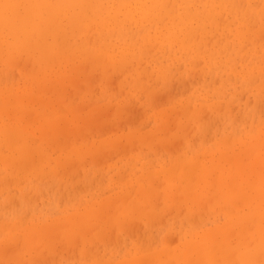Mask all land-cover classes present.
Returning <instances> with one entry per match:
<instances>
[{
	"label": "bare ground",
	"instance_id": "1",
	"mask_svg": "<svg viewBox=\"0 0 264 264\" xmlns=\"http://www.w3.org/2000/svg\"><path fill=\"white\" fill-rule=\"evenodd\" d=\"M207 1H209V0H0V66H1V68H0V75L2 74V76H3V74L6 76H8L9 77V75L8 74H10V72L13 70V69H15V68H13V67H18V66H21V67H23L24 69H25V67H27L26 69H28L29 67L28 66H30V68L31 69H33V70H36L37 71V75H35L34 74V72H33V74L35 75H32L31 74V77H30V74H28V73H26V75H28L30 78H31V80L33 81V83H32V81H31V83L32 84H34V85H31L30 87H27V85H26V87H24L23 89H18L17 88V84L16 83H14V82H12V83H14V84H16L15 86L16 87H13L14 86V84L13 85H10V83L9 84H6V82H5V85L3 86V87H1L0 89H1V93H0V104H1V106H0V142H2V143H0V149H2V147H4V148H14L12 151H11V155L12 156H10V154H5L4 153V151L3 150H1L0 151V160L1 161H3L4 162V166H6V167H4V168H6V170H8V171H10L9 173H11V174H16V173H19V172H21L20 174L23 176V175H25V176H29V175H32V176H37V177H42V178H44V177H46V174H45V172L48 174V172H50V168L49 167H51V168H53L54 169V171H56V172H61V174H59L60 176H62V177H64V175H66V174H68V176H74V175H77L76 174V172H77V167L78 166H82L83 164L85 165L86 164V159H85V157L86 156H88L89 155V159H88V162H91V163H97L100 159V162L102 161V158H104V157H106V156H110V153L113 151V149H111L110 148V145H108V147L106 146V142H104V146L103 145H101V146H97V144H96V146L95 145H92L91 144V146H89V145H87L88 143V140H87V142H84L85 141V139L84 138H86L88 135V132L91 130V128L90 127H87V125L90 123L88 120H89V117L90 116H92V120L95 118V120H90L91 122H92V124H93V127H96V124L97 123H99L98 125H99V127H101V123H100V121L101 120H98L99 119V117H97V119H96V116L97 115H100V113H101V115H100V117L101 116H104V119L103 118H101L102 119V121H107L106 120V117H105V112H106V116H107V118H108V106L106 107L107 109H104L105 111H104V113L101 111V110H103V108H100V111L101 112H99V111H97L96 112V116L94 115V114H92V113H94V109H93V112L91 113L90 112V114L89 113H86V112H83V113H80V111L78 110V109H80L79 107H78V109L76 110V108L73 110L72 109V105H74V104H72L71 106L69 105V104H67V101H69L70 100V98L72 97V94H74V95H76V98H77V94H78V91L76 92V90H78V87L80 88L81 86H82V89L84 88V87H86V85H85V83L87 84V86H88V84L90 83L89 81V79H88V76H90V77H93V75H92V73L93 72H91V70L93 71V67H94V58H97V56L98 57H100L102 54H103V52L104 53H106L107 54V56L108 57H110V59L111 58H114V59H119V61H122L123 63L125 62V59H126V54H125V51L124 50H122V51H119L120 53H122V55L121 56H119L120 58H118L117 56V53L115 54V55H111L112 54V51H114V50H112V51H110V50H107V45H105L104 44V41L103 42H101V41H99V40H101L104 36H107V37H109V38H115V39H118L119 38V40H122V39H124L126 36H131V35H134L133 34V31H131L130 30V26H131V28L133 27V24H135V26L134 27H136V29L138 28V31H140V26H139V22H140V18L141 19H144V20H146L147 22H152L151 23V25L153 26L154 25V23H156V20H158V22L159 21H163L162 23H164V25L162 26L164 29V31L163 32H160V30L161 29H159V31H157L156 32V35H155V38L157 39V38H160L161 36H162V38H160V39H162V41L161 42H166L167 44L168 43H174V42H177V44L178 43H180L183 47H184V49H185V47L187 48V47H192L193 45H196V44H198L199 42H200V40L202 39L201 37H202V35H206L207 34V32L205 31L206 30V27L207 26H205V24L203 23L202 24V22H201V24L200 25H198V27H192V21L193 20H195V19H200L201 21L203 20L202 19V14H201V12L199 11V10H194V8H193V4L195 5V3H203V2H207ZM241 1L242 0H240V3H239V6H240V4H241ZM251 1V0H250ZM256 2V1H255ZM259 3V2H258ZM257 3V4H258ZM244 4L245 3H243V6H244ZM260 4V3H259ZM197 5V4H196ZM203 5V4H202ZM201 5V6H202ZM254 5H256V4H254ZM262 5V4H261ZM129 6V7H128ZM200 6V7H201ZM204 6V5H203ZM238 4H237V1L236 0H211V1H209L208 3H207V5H206V18L210 21V23H211V26H212V29L214 30L215 28H217V21L216 20H218V18H219V16L220 15H222V14H224V12H228V14L229 13H232L235 17H237V15L239 14V13H241V15L243 14V16H245V14L246 13H248V10H246L245 12H243V7H241L242 9H239L238 7ZM246 7V6H245ZM220 9V11L219 12H217V13H213L216 9ZM247 8V7H246ZM260 8H262L261 6L259 7V10H261ZM132 10H133V12H132ZM258 11V10H257ZM258 13H259V11H258ZM204 14V13H203ZM227 15V14H226ZM260 15H263V14H260ZM223 16V15H222ZM240 16V15H239ZM230 17V16H229ZM246 17V16H245ZM221 18V17H220ZM220 18H219V20H220ZM233 18V17H232ZM232 18H231V20H232ZM238 18V17H237ZM258 18V17H257ZM206 19V20H207ZM229 19V18H228ZM240 19V18H239ZM238 19V20H239ZM205 20V19H204ZM223 20V19H222ZM226 20H227V18H226ZM230 20V21H231ZM234 20V19H233ZM232 20V21H233ZM244 20V19H243ZM196 22H197V20H195ZM221 21V20H220ZM224 21H225V18H224ZM224 21H222L221 23H223ZM235 22H236V20H234ZM157 22V23H158ZM187 22H189V24L187 23ZM195 22V23H196ZM205 22V21H204ZM239 22V21H238ZM256 22V21H255ZM258 22V21H257ZM143 23V22H142ZM161 23V22H160ZM207 23V22H206ZM218 23H219V21H218ZM230 23V22H229ZM231 23H234V22H231ZM244 23H245V21H244ZM261 23V22H260ZM196 24H198V22L196 23ZM264 24V23H263ZM142 25V24H141ZM162 25V24H161ZM191 25V26H190ZM206 25H208V24H206ZM227 25V24H226ZM230 25V24H229ZM242 25H244V24H242ZM242 25H241V27H242ZM248 24H246V26H247ZM255 25H256V23H255ZM151 26V27H152ZM220 26V25H219ZM238 26L240 27V25L238 24ZM256 26H258V25H256ZM158 27H160V25H158ZM209 27V26H208ZM226 27V26H225ZM230 27H231V25H230ZM253 27V26H252ZM262 27V26H261ZM211 28V27H210ZM221 28V27H220ZM249 28V27H248ZM226 29V28H225ZM233 29V28H232ZM247 29V28H246ZM250 29V28H249ZM249 29H248V31H249ZM257 29V28H256ZM156 30V29H155ZM216 30V29H215ZM238 31H239V28L237 29ZM136 31V30H135ZM143 31V30H142ZM145 31V30H144ZM222 31V30H221ZM224 31V30H223ZM222 31V32H223ZM226 31V30H225ZM235 31V30H234ZM256 31V30H255ZM262 31V30H261ZM150 32H152V31H150ZM219 32V31H218ZM221 32V33H222ZM241 32H242V30H241ZM157 33H159V34H157ZM210 33V32H209ZM216 33V32H215ZM230 33V32H229ZM232 33H234V32H232ZM252 33H256V32H252ZM258 33V32H257ZM154 34V33H153ZM212 34V33H211ZM223 34V33H222ZM237 35H238V32L236 33ZM261 34V33H260ZM226 35H228V34H226ZM250 35V34H249ZM263 34H261L260 36V38H264L263 36H262ZM92 36H97V40L99 41V42H97V43H95V40H94V43L95 44H93V45H90L89 44V41H93V38L91 39L90 37H92ZM151 36V35H150ZM149 35H148V37H150ZM201 36V37H200ZM208 36V35H207ZM207 36H205V37H203L204 38V41H206L205 40V38L207 37ZM215 36V35H214ZM218 36V34L215 36V37H217ZM236 36V35H235ZM240 36H242V34L240 35ZM246 36V35H245ZM253 36V35H252ZM133 37V36H132ZM147 37V36H146ZM209 37H211L210 35H209ZM209 37H208V39H209ZM215 37L213 38L212 37V40H215ZM222 36H220V38H221ZM224 37V36H223ZM226 37V36H225ZM84 40H83V39ZM128 38V37H127ZM219 38V36H218V38L217 39H220ZM250 38H251V36H250ZM249 38V39H250ZM88 39H91V40H89L88 41ZM134 39V38H133ZM139 39V38H138ZM148 39V38H147ZM159 39V40H160ZM232 39V38H231ZM242 39V38H241ZM248 39V38H247ZM253 39H254V37L252 38V42H253ZM256 39V38H255ZM262 39L261 40H259L260 42L262 41ZM112 40V39H111ZM211 40V39H210ZM222 40H224V39H222ZM228 40V39H227ZM244 40V39H243ZM108 41V40H107ZM125 41V40H124ZM133 41V40H132ZM233 41V40H232ZM248 41V40H247ZM257 41V40H256ZM116 42H118V41H116ZM126 42H128V41H126ZM136 42H138V40L136 41ZM135 42V43H136ZM148 42H149V40H148ZM148 42H146V43H148ZM151 42H153V41H151ZM208 42V41H207ZM211 42H213V41H211ZM225 42V41H224ZM255 42V41H254ZM258 42V41H257ZM259 42V43H260ZM107 43V42H106ZM122 43V42H121ZM154 43H155V45H154ZM154 43H152L154 46H157V42H154ZM202 43V42H201ZM214 43V42H213ZM213 43H211V45L213 44ZM217 43V42H216ZM215 43V44H216ZM238 43V42H237ZM245 43V42H244ZM112 44V43H111ZM129 44V43H128ZM137 44V43H136ZM149 45H148V48H147V50L150 52V51H152L151 50V46H153L152 44H151V46H150V43H148ZM162 44V43H161ZM205 44V43H204ZM203 43H202V45H204ZM207 44V46H208V43H206ZM222 45H223V43H221ZM230 44V43H229ZM249 44V43H248ZM247 44V45H248ZM261 44V43H260ZM124 45H125V42H124ZM131 45V44H130ZM147 45V44H146ZM145 45V46H146ZM163 45H165V43H163ZM175 46H176V44H174ZM214 45V44H213ZM222 45H221V48H222ZM246 45V46H247ZM258 45V44H257ZM111 46V48H112V45H110ZM120 46V45H119ZM153 46V47H154ZM172 45H170V47H171ZM205 46V45H204ZM203 46V47H204ZM209 46H210V44H209ZM208 46V47H209ZM216 46V45H215ZM225 46H227V45H225ZM224 46V47H225ZM229 46V45H228ZM234 46H237V45H234ZM115 47V46H114ZM122 47H123V45H122ZM133 47V46H132ZM149 47H151L150 49H149ZM163 47V46H162ZM203 47L201 48V47H199L198 49H202V52L203 53H207V51L205 52V50L203 49ZM230 47V46H229ZM243 47H245V46H243ZM243 47H242V49L241 50H244L243 49ZM264 47V46H263ZM117 48V47H116ZM124 48H125V46H124ZM123 48V49H124ZM144 48V47H143ZM155 48V47H154ZM154 48H152V49H154ZM159 48V47H158ZM179 48H180V46H179ZM193 48V47H192ZM195 48H197V46L195 47ZM195 48H193L194 50H195ZM211 47H209V49H210ZM214 48V47H213ZM215 48H217V47H215ZM220 48V47H219ZM135 50H136V48H134ZM145 49H146V47H145ZM162 49V48H161ZM171 49H172V47H171ZM171 49H170V52H171ZM190 49V48H189ZM188 49V50H189ZM197 49V50H198ZM223 49V48H222ZM230 49V48H229ZM247 49V48H246ZM249 50H250V48H248ZM256 52L259 50L258 49V47L256 46ZM121 50V49H120ZM128 50V49H127ZM134 50V51H135ZM142 50V49H141ZM160 50V49H159ZM163 50V49H162ZM161 50V51H162ZM180 50V49H179ZM187 50V51H188ZM213 50H215V49H213ZM221 50V49H220ZM212 51V50H211ZM218 51V50H217ZM248 50H246V52H247ZM251 51V50H250ZM145 52H147V51H145ZM148 52V53H149ZM201 52V51H200ZM221 52H223V51H221ZM249 52V51H248ZM144 52H142L141 54H143ZM165 53V52H164ZM188 53V52H187ZM209 53H211V52H209ZM216 53V52H215ZM227 53V52H226ZM237 53H240V51H237ZM243 53V52H242ZM151 54H152V52H151ZM218 54V53H217ZM229 54V53H228ZM15 55H18V56H15ZM145 55H147L146 53H145ZM145 55L143 54V56H144V60L148 57H145ZM152 55H154V54H152ZM171 55V54H170ZM204 55V54H203ZM208 55H210V54H208ZM208 55H205V56H208ZM219 55V54H218ZM225 55V54H224ZM231 55V54H230ZM242 55V54H241ZM106 56V58H108ZM135 56H137V55H135ZM173 56V55H172ZM171 56V57H172ZM216 56V55H215ZM226 56V55H225ZM228 56V55H227ZM15 57H21V58H24L23 59V61H18V60H15L14 58ZM157 57H160V56H157ZM177 57V56H176ZM182 57V56H181ZM198 58H199V56H197ZM214 57V56H213ZM243 57V56H242ZM18 58H16V59H18ZM133 58V57H132ZM150 58V57H149ZM205 58V57H204ZM210 58V57H209ZM215 58H217V56L215 57ZM222 58V57H221ZM234 58V57H233ZM104 59V58H103ZM143 59V58H142ZM206 59V58H205ZM211 59V58H210ZM245 59H246V57H245ZM141 60V59H140ZM143 60V61H144ZM147 60H149L148 58H147ZM151 60V59H150ZM149 60V61H150ZM177 60H179V58L177 59ZM195 60V59H194ZM199 60V59H198ZM220 61H221V59H219ZM227 60H229L228 58H227ZM230 60H231V58H230ZM242 60V59H241ZM77 61H78V64H75V63H77ZM107 61H109L110 62V60H109V58H108V60ZM142 61V62H143ZM156 61V60H155ZM193 61V60H192ZM245 61V60H244ZM264 61V60H263ZM21 62H22V64H21ZM80 62V63H79ZM82 62V63H81ZM83 62H86L87 64H89V67L86 65V64H83ZM109 62H108V64H107V67H108V65H109ZM132 62H134V61H132ZM165 62V61H164ZM175 62V61H174ZM201 61L199 60L198 62L196 61V65H197V63H200ZM222 62H225V61H222ZM227 62V61H226ZM241 63H242V61H240ZM112 63V60H111V62H110V64ZM192 63V62H191ZM195 63V62H194ZM204 62H202V65L204 66V64H203ZM244 63V62H243ZM257 63V62H256ZM101 64H102V62H101ZM140 64H141V62H139V66H140ZM163 64V63H162ZM161 64V65H162ZM193 64V63H192ZM201 64V63H200ZM250 64V63H249ZM97 65V64H96ZM126 65H127V63H126ZM133 64H131V66H132ZM135 65V64H134ZM133 65V66H134ZM142 65V64H141ZM158 65H160V64H158ZM160 65V66H161ZM165 65V64H164ZM181 65V64H180ZM195 65V66H196ZM208 65V64H207ZM220 65V64H219ZM244 65V64H243ZM248 65V64H247ZM246 65V66H247ZM261 65V64H260ZM264 65V64H263ZM262 65V66H263ZM85 66H87V67H85ZM106 66V65H105ZM110 66V65H109ZM128 66H130V64L128 65ZM127 66V67H128ZM131 67V68H134V72L132 73V74H136V72H135V67ZM167 66V65H166ZM170 66V65H169ZM198 66V65H197ZM258 66V65H257ZM111 67V66H110ZM141 67L142 66H140L139 68L141 69ZM148 67H149V65H148ZM161 67H163V66H161ZM161 67H160V69H161ZM194 67V66H193ZM218 67V66H217ZM264 67V66H263ZM129 68V67H128ZM127 68V69H128ZM174 68V67H173ZM177 68V67H176ZM180 68H182V67H180ZM195 68V67H194ZM214 68V67H213ZM237 68H239V66L237 67ZM243 68H245V67H243ZM242 68V69H243ZM257 68H259V66L257 67ZM260 68H261V66H260ZM113 69H114V67H113ZM112 69V70H113ZM117 69V68H116ZM119 69V68H118ZM127 69H124L123 71H127ZM147 69V71H148V68H146ZM170 69V68H169ZM172 69V68H171ZM201 69H202V66H201ZM205 69V68H204ZM253 69V68H252ZM111 70V69H110ZM111 70V71H112ZM128 70H130V68L128 69ZM133 70V69H132ZM168 70V69H167ZM188 70V69H187ZM203 70V69H202ZM202 70H200L199 69V71L201 72ZM212 70H214V69H212ZM228 70V69H227ZM232 70H234V68L232 69ZM239 70V69H238ZM250 70V69H249ZM14 71V70H13ZM30 71V70H29ZM110 71V72H111ZM114 71H115V69H114ZM123 71H121L120 70V74L121 75H123L124 74V72ZM131 71V70H130ZM144 71V70H143ZM152 71H154V70H152ZM244 71H245V69H244ZM254 71V70H253ZM252 71V72H253ZM21 72V71H20ZM94 72H96L95 70H94ZM98 72H100V73H98ZM97 73L98 74H96L97 76L98 75H100L101 74V77H102V74H104V72H102V71H100V68H99V71H98ZM121 72H123V74L121 73ZM128 72V71H127ZM181 72V71H180ZM194 73H196V72H198L197 70L196 71H193ZM241 72H243V70L241 71ZM22 73V72H21ZM31 73V72H30ZM114 72H112V74H113ZM157 73H159V72H157ZM193 73V74H194ZM236 73V72H235ZM244 73V72H243ZM242 73V74H243ZM253 73H255V71L253 72ZM259 73V72H258ZM107 74V73H106ZM119 74V75H120ZM127 74V73H126ZM155 74V73H154ZM153 74V75H154ZM171 74V73H170ZM196 74H198V73H196ZM196 74H194V75H196ZM15 75L17 76L15 79H17V78H19V76H18V74H16V72L14 71V73H13V77H15ZM20 75V74H19ZM22 75V74H21ZM95 75V74H94ZM117 75H118V73H117ZM117 75H115L117 78H118V76ZM125 75V74H124ZM128 75V74H127ZM141 75H143V74H141ZM148 75H151V74H147V76ZM167 75V74H166ZM199 75H201L200 73H199ZM199 75H196V76H198L197 78H199ZM231 75V74H230ZM244 75V74H243ZM246 75V74H245ZM6 76V77H7ZM105 75H103V77H104ZM113 76V75H112ZM111 76V77H112ZM129 76V75H128ZM130 76H131V73H130ZM135 76V75H134ZM170 76V75H169ZM169 76H166V77H169ZM173 76H175V75H173ZM195 76V77H196ZM202 76V75H201ZM203 76H205V74L203 75ZM223 76V75H222ZM236 76H237V74H236ZM23 76H21V78H22ZM109 77V76H108ZM111 77H110V80H111ZM142 77V76H141ZM143 77H146L145 75H143ZM179 77V76H178ZM189 77H191V75L189 76ZM194 77V76H193ZM232 77V76H231ZM261 77V76H260ZM98 78V77H97ZM122 78V77H121ZM147 78H149V77H147ZM172 78V77H171ZM218 78V77H217ZM216 78V79H217ZM243 78H245V77H243ZM262 78V77H261ZM2 78H0V80H1ZM8 80L9 79H11V78H7ZM15 79H13V81H15ZM24 79V78H23ZM94 79H95V77H94ZM102 79V78H101ZM100 79V80H101ZM106 79H107V77H106ZM118 79H120V76H119V78ZM137 79H139V78H137ZM135 80V82H136V84H138L137 82H138V80ZM143 79H145V78H143ZM152 78H150V80H151ZM154 79V78H153ZM163 79V78H162ZM180 79V78H179ZM191 80V78H188V80ZM200 80H195V81H197V83H198V81H201V77L199 78ZM220 79V78H219ZM250 79V78H249ZM4 80V79H3ZM96 80V79H95ZM98 80V79H97ZM103 80V79H102ZM127 80H129V79H127ZM142 80V79H141ZM189 80V81H190ZM193 80H194V78H192V80H191V82H189L190 84H192V82H193ZM205 80H206V77H205ZM218 80V79H217ZM234 80V79H233ZM263 80H264V78H263ZM19 81H22V80H19ZM92 81H94V80H92ZM99 81V80H98ZM112 81V80H111ZM110 81V82H111ZM114 81V80H113ZM125 81V80H124ZM133 81V80H132ZM157 81L158 80H156V83H157ZM166 81V80H165ZM175 82H176V80H174ZM179 81V80H178ZM178 81L176 82L177 83V85H178ZM187 81V80H186ZM216 81V80H215ZM227 81V80H226ZM251 81V80H250ZM2 82V83H1ZM108 82V81H107ZM120 83H122L123 81H122V79H120V81H119ZM118 82V83H119ZM126 82V81H125ZM161 82V81H160ZM183 82H185V81H183ZM183 82H182V85H183ZM222 82V81H221ZM84 83V84H83ZM92 83V82H91ZM94 83H96V82H94ZM155 83V84H156ZM172 83H173V81H172ZM171 83V85L173 86L174 84H172ZM186 83V82H185ZM196 83V84H197ZM205 83V82H204ZM214 83H218V81H216V82H214ZM260 83V82H259ZM259 83H258V85H257V87L259 86ZM1 84H3V81L1 80L0 81V85ZM19 84V83H18ZM79 84H81V85H79ZM85 85L84 87H83V85ZM107 84V83H106ZM113 84V83H112ZM130 84V83H129ZM153 83H151V85H152ZM164 84V86L166 85L167 86V83L165 84V83H163ZM179 86H181V83L179 82ZM190 84H188L189 86L188 87H190ZM193 84H194V82H193ZM223 84H225V81L223 82ZM222 84V85H223ZM91 85H93V84H90L89 86L90 87H92ZM94 85H97V83L96 84H94ZM119 85V84H118ZM118 85L116 86V87H118ZM126 85H127V82H126ZM125 85V86H126ZM142 85H144L143 83H142ZM185 85V84H184ZM183 85V86H184ZM186 85H187V83H186ZM185 85V86H186ZM195 85V84H194ZM242 85V84H241ZM261 85V84H260ZM100 86V85H99ZM120 87L122 86V88H123V85H119ZM124 86V87H125ZM147 86V85H146ZM150 86V85H149ZM149 86L148 87H145L146 89H148L149 88ZM153 86V85H152ZM157 86V85H156ZM164 86H162V87H164ZM165 86V87H166ZM169 86V85H168ZM175 86H176V84L172 87V88H175ZM185 86H184V88H185ZM204 86V85H203ZM206 86V85H205ZM210 86H214V85H210ZM225 86V85H224ZM255 86V85H254ZM89 87V88H90ZM95 87V86H94ZM120 87H118V88H120ZM131 87V86H130ZM154 87V86H153ZM177 87V86H176ZM193 87V86H192ZM192 87H190L189 89L191 90V88ZM197 87V86H196ZM215 87V86H214ZM263 87V86H262ZM88 88V87H87ZM88 88V89H89ZM93 88V87H92ZM91 88V89H92ZM122 88H120L119 90L120 91H124ZM135 88L136 87H134V89H133V91L135 90ZM144 88V89H145ZM172 88L171 87H169V89H171L172 90ZM181 87H177V90L179 91V89H180ZM82 89L81 90H79L80 92H82ZM94 89V88H93ZM92 89V90H93ZM95 89H96V87H95ZM98 89V88H97ZM96 89V90H97ZM128 89V88H127ZM126 89V95H127V92H128V90ZM160 89H163V88H160ZM186 89H188L187 88V86H186ZM197 88H195V90H196ZM202 89V88H201ZM248 89V88H247ZM73 90H75L74 92H73ZM95 90V91H96ZM114 90H116L115 92H117V89L115 88ZM165 90H167V89H165ZM170 90V91H171ZM174 90V89H173ZM189 90V91H190ZM220 90V89H219ZM224 90V89H223ZM261 90V89H260ZM263 90H264V88H263ZM263 90H261L262 92H263ZM119 91V92H120ZM167 91H169V90H167ZM175 91V90H174ZM186 91V90H185ZM189 91L187 90V92H188V94H189ZM207 91V90H206ZM222 91V90H221ZM73 92V93H72ZM79 92V93H80ZM141 92V91H140ZM150 92H151V90H150ZM158 92H159V90H158ZM165 92V91H164ZM172 92V91H171ZM171 92H167L168 94H170ZM186 92V93H187ZM195 92V91H194ZM207 92H209V91H207ZM239 92V91H238ZM245 92V91H244ZM244 92H242V93H244ZM77 93V94H76ZM96 93V92H95ZM98 93V92H97ZM122 93V92H121ZM124 93V94H125ZM144 93V90L142 91V94ZM154 93V92H153ZM173 93V92H172ZM174 93H176V92H174ZM92 94H93V92H92ZM123 94V93H122ZM146 94V93H145ZM167 94V95H168ZM183 93H181V95H182ZM236 94H238V93H236ZM79 95V94H78ZM98 95V94H97ZM125 95V96H126ZM136 95V94H135ZM152 95V94H151ZM181 95H178V97L179 96H181ZM185 95V94H184ZM202 95V94H201ZM263 95H264V93H263ZM105 96V95H104ZM124 96V95H123ZM129 96V95H128ZM148 96V94H146V97ZM157 96V95H156ZM166 96V95H165ZM170 96V95H169ZM173 95H171V97H172ZM186 96V95H185ZM184 96V97H185ZM190 96V95H189ZM205 96H207V94L205 95ZM209 96V95H208ZM244 96V95H243ZM86 97V96H85ZM93 97V96H92ZM96 97V96H95ZM106 97V96H105ZM138 97V96H137ZM152 97V96H151ZM160 97V96H159ZM168 97V96H167ZM175 97V96H174ZM177 97V96H176ZM175 97V98H176ZM178 97H177V100H178ZM73 98V97H72ZM75 98V97H74ZM75 98V99H76ZM126 98V97H125ZM142 98H143V96H142ZM141 98V96H140V99H142ZM188 98V97H187ZM189 98H191V97H189ZM193 98V97H192ZM208 98V97H207ZM263 98V97H262ZM47 99H49V101L47 100ZM69 99V100H68ZM98 99V98H97ZM145 99V98H144ZM168 99H169V97H168ZM242 99H243V97H242ZM249 99H251L250 98V96H249ZM74 100V99H73ZM156 100H157V97H156ZM184 100V102H185V98L183 99ZM202 99H200V101H201ZM233 100V99H232ZM92 101V103H93V100H91ZM94 101H96V100H94ZM100 101V100H99ZM98 100H97V102H99ZM133 101V103H137L136 101H134V100H132ZM143 101H145V100H143ZM142 101V102H143ZM158 101V100H157ZM157 101H156V103H157ZM162 101V100H161ZM172 101V100H171ZM170 101V102H171ZM192 101V100H191ZM234 101V100H233ZM45 102H48V104H52V105H55L54 106V111H46V108H48V107H46V108H44L46 105H42L43 107H40V106H38V108L36 107H34L36 104H46ZM61 102H62V104L64 103V105H62L61 104ZM84 102H85V100H84ZM165 102V101H164ZM180 102H181V100H180ZM222 102V101H221ZM232 102V101H231ZM249 102L251 103V102H253L252 100L250 101L249 100ZM257 102H258V108H259V103L261 102V104L262 103H264L263 102V100H260V102L257 100ZM58 103H59V105L60 106H62V108L58 105ZM79 103V102H78ZM92 103H89V104H92ZM125 103V102H124ZM168 103V102H167ZM174 103V102H173ZM183 103V102H182ZM205 103V102H204ZM219 103V102H218ZM255 103V102H254ZM33 104H34V106H33ZM58 105V107H57V105ZM143 104H144V102H143ZM158 104V103H157ZM157 104H156V106H157ZM185 104H186V102H185ZM189 104H191V103H189ZM197 104V103H196ZM210 104V103H209ZM214 104V103H213ZM212 104V105H213ZM221 104V103H220ZM229 103H227V105H228ZM252 104V103H251ZM88 105V104H87ZM109 105V104H108ZM119 105V104H118ZM122 105V104H121ZM132 105V104H131ZM131 105H130V107H131ZM137 104H134L132 107H135ZM140 105V104H139ZM155 104L153 103V101H152V106H154ZM159 105H162V104H160L159 103ZM159 105H158V107H159ZM166 105V104H165ZM175 105H176V103H175ZM179 105V104H178ZM184 105V104H183ZM187 105V104H186ZM198 105V104H197ZM202 105H204V104H202ZM206 105V104H205ZM218 105V104H217ZM217 105H216V109H217ZM230 105V104H229ZM49 106H51V105H49ZM63 106H64V108H63ZM111 106V109H112V106H113V104H111L110 105ZM110 106H109V109H110ZM129 106V105H128ZM151 106V107H152ZM167 106V105H166ZM190 106V105H189ZM200 106V105H199ZM198 106V107H199ZM211 106V105H210ZM210 106L208 107V108H210ZM222 106H223V104H222ZM225 106V105H224ZM255 106H257L256 104H255ZM82 107H84V106H82ZM86 107V106H85ZM101 107H103V106H101ZM116 107V106H115ZM115 107H113V109L115 108ZM117 107H119V106H117ZM129 107V108H130ZM139 107H141V106H139ZM157 107V108H158ZM175 107V106H174ZM178 107V106H177ZM184 107V109L185 110H187V108L185 107V106H183ZM183 107H182V109L180 108L178 111H180V113L181 112H183ZM188 107V106H187ZM190 107H192V106H190ZM201 107V106H200ZM207 107V106H206ZM205 107V108H206ZM214 107V106H213ZM220 107V106H219ZM242 107V106H241ZM10 108H12V112H11V109ZM61 108V109H60ZM95 108H97L96 106H95ZM126 108H128L127 107V104H126V106H125V108H122V109H124L125 111H121V113H123L124 115H125V112H127L126 111ZM173 108V107H172ZM202 108H204V106L202 107ZM215 108V107H214ZM220 108H222V107H220ZM219 108V109H220ZM226 108H227V106H226ZM246 108V107H245ZM258 108H257V110H258ZM260 108H262V107H260ZM260 108H259V111H261L260 110ZM264 108V107H263ZM71 110V112H72V116L69 118V115L68 116H66L65 115V113L63 114L62 113V111L61 110ZM110 109V110H111ZM119 109V108H118ZM121 109V110H122ZM144 109V108H143ZM149 109V108H148ZM148 109H146V110H148ZM160 109H162V108H160ZM169 109V108H168ZM191 109V108H190ZM189 108H188V110H190ZM200 109V108H199ZM207 109V108H206ZM212 108H210V110H211ZM232 109V108H231ZM239 111H240V109L239 108H237ZM127 110H130V109H127ZM132 110V109H131ZM130 110V111H131ZM146 110H144V112L146 111ZM159 110V109H158ZM184 111L185 113H187V114H189L188 112L189 111ZM194 110H196V109H194ZM202 110H205V109H202ZM201 110V113L203 114V111ZM215 110V109H214ZM218 110V109H217ZM225 110H227V109H225ZM234 110V109H233ZM235 110H236V106H235ZM245 110V109H244ZM113 111V110H112ZM111 111V112H112ZM129 111V112H130ZM134 111V110H133ZM132 111V112H133ZM141 111V110H140ZM149 111H151V110H149ZM175 111V109H173V110H171L170 112L172 113V112H174ZM176 111H177V109H176ZM177 111V112H178ZM213 111V110H212ZM220 111V110H219ZM223 111V110H222ZM221 111V112H222ZM239 111H237V114H240V112ZM70 112V113H71ZM108 112V113H107ZM117 112V111H116ZM115 112V113H116ZM131 112V113H132ZM177 112H174V113H176V115H178V113ZM182 113V114H185V113ZM194 112V111H193ZM198 112V111H197ZM215 112V111H214ZM220 112V113H221ZM12 113H14V115H16L15 117L16 118H18L19 120H21V121H19V120H16L15 118V120H16V122L14 123V124H8V123H6L5 121V118H6V115H12L13 116V114ZM69 112H68V114H70ZM84 113H86L85 115H84ZM113 113V112H112ZM112 113H111V115H112ZM134 113V112H133ZM141 113V112H140ZM145 113H147V111L145 112ZM144 113V114H145ZM153 113V112H152ZM199 113V112H198ZM198 113H197V116H198V118L196 117V116H194V115H192V116H194V117H196L197 118V120L199 119V115L201 114H199L198 115ZM204 113H205V111H204ZM211 113V112H210ZM224 113H226V111H224ZM234 113H236V112H234ZM242 113V112H241ZM261 113H262V111H261ZM83 114V115H82ZM103 114V115H102ZM122 114V115H123ZM150 114V113H149ZM161 116H162V114L163 113H161V111H160V113H159ZM167 116H169L170 114H168V111H167ZM186 114V115H187ZM193 114H195V113H193ZM212 114H214V113H212ZM243 114V113H242ZM241 114V115H242ZM93 115L95 116V117H93ZM110 115V116H111ZM120 116H121V114H119ZM123 115V117H125ZM127 115H129L130 116V113L129 114H127ZM126 115V117L128 118V120H126L125 118V120H126V122L128 121V123L129 124H131L130 123V121H129V118L130 117H128ZM133 115V114H132ZM138 115L140 116V114L138 113ZM154 115H155V113H154ZM206 115H207V113H206ZM241 115H239V117H238V120L240 119H242V117H241ZM159 116V115H158ZM163 116H165L164 114H163ZM166 116V117H167ZM180 116H182L181 114H180ZM211 116V115H210ZM243 116V115H242ZM263 116V115H262ZM115 117V116H114ZM122 116L120 117V122H116L117 120V116H116V119L115 118H113L112 120H109L108 119V123H110V121L111 122H113L112 124H117V125H113V126H119V129L121 128L120 127V125L122 124L123 125V123H121V120H122V118H123ZM134 116H132V118H133ZM142 117V116H141ZM140 117V118H141ZM170 118L172 117L173 118V116H169ZM177 117H179V116H177ZM193 117V118H194ZM201 117V116H200ZM216 118H217V116H215ZM214 117V118H215ZM220 115H219V119H220ZM110 119H111V117H109ZM155 117H153V119H154ZM157 118V117H156ZM184 118V117H183ZM202 118H203V116H202ZM245 118V117H244ZM91 119V118H90ZM131 119V118H130ZM134 119V118H133ZM161 120H162V118H160ZM175 119H178V118H175ZM205 119V118H204ZM203 119V120H204ZM210 119H211V117H210ZM212 119H213V117H212ZM218 119V120H219ZM226 119V118H225ZM237 119V118H236ZM262 119H264V116H263V118ZM261 119V120H262ZM8 120V119H7ZM114 120H116V121H114ZM151 120V119H150ZM168 120V119H167ZM189 120H190V118H189ZM217 120V121H218ZM221 120V119H220ZM218 121L217 122V124L219 125V122H221V121ZM237 120V121H238ZM240 120H239V122H240ZM248 121L250 120L249 118L247 119ZM247 120H245V121H247ZM254 120H255V117H254ZM253 120V122H255ZM97 121V122H96ZM104 121V122H105ZM144 121H146V120H144ZM171 121L173 122L174 121V118L173 119H171ZM204 121H206V120H204ZM214 123H216V120H212ZM247 121V122H248ZM116 122V123H115ZM123 122V121H122ZM125 122V123H126ZM136 122H138V119L136 120H134V122H133V124L134 123H136ZM166 122V121H165ZM164 122V123H165ZM170 122V121H169ZM169 122H166L167 124L169 123ZM180 122V121H179ZM201 122V121H200ZM203 122V121H202ZM207 124H208V119H207ZM210 122V121H209ZM249 122H251V121H249ZM248 122V123H249ZM262 122H264L263 120L260 122V124L262 123ZM94 123H95V126H94ZM119 123H120V125H119ZM142 123H145V122H142ZM148 124H150V122H149V120H148V122H147ZM171 123V122H170ZM169 123V124H170ZM176 123V122H175ZM185 123H186V120H185ZM189 123H191V122H189ZM198 123H199V121H198ZM214 123H213V125H214ZM256 123V122H255ZM91 124V123H90ZM89 124V125H90ZM91 124V125H92ZM139 124H140V120H139ZM148 124H146V126H148ZM174 124V123H173ZM172 124V125H173ZM180 124V123H179ZM178 123H177V125H179ZM184 124V123H183ZM187 125H188V123H186ZM192 124H193V122H192ZM191 124V125H192ZM194 124L196 125V122H194ZM210 125L212 124V123H209ZM208 124V125H209ZM221 124V123H220ZM259 124V123H258ZM88 125V126H89ZM98 125H97V127H98ZM102 125H104V124H102ZM105 125H106V123H105ZM104 125V126H105ZM125 125V124H124ZM132 125V124H131ZM143 125V124H142ZM162 126H163V124H161ZM175 125V124H174ZM190 125V127H193V126H191ZM194 125V127H196ZM198 125H200V123L198 124ZM206 125V124H205ZM207 125V126H208ZM211 126V127H214V126ZM240 125V124H239ZM246 125H248L247 123H246ZM104 126H102L101 128H103ZM171 126V125H170ZM186 126V125H185ZM206 126V127H207ZM257 126V125H256ZM264 126V125H263ZM124 128H125V130H126V126H123ZM123 127H122V129H123ZM143 127H145V125H143ZM143 127H140V129H142ZM178 127V126H177ZM176 127V128H177ZM189 127V128H190ZM193 127V128H194ZM211 127L209 128V126H208V130H211ZM259 127H260V125H259ZM90 130H89V129ZM167 128H169V125H168V127ZM170 128H173L172 126L170 127ZM169 128V129H170ZM175 128V129H176ZM199 128H201L200 126H199ZM219 128H220V126H219ZM251 128H253V127H251ZM262 128V127H261ZM264 128V127H263ZM32 129H38L39 131H40V134H41V136H42V138H41V140L40 141H36V139H35V137H33V136H35L34 134L32 135V133L34 132V131H36V130H32ZM100 129V128H99ZM113 129V128H112ZM118 128H116V130H117ZM118 129V130H119ZM121 129V130H122ZM160 129V128H159ZM165 129V128H164ZM168 129V130H169ZM254 129V128H253ZM89 130V131H88ZM102 131H103V129H101ZM99 131L100 133L102 132V131ZM114 130V132H116V130H115V128L113 129ZM124 130V131H125ZM129 130V129H128ZM144 130H146V129H144ZM167 130V131H168ZM181 130V129H180ZM179 130V131H180ZM196 130V129H195ZM202 130V129H201ZM238 130H239V128H238ZM38 131V132H39ZM93 131H98V130H96V129H94ZM109 131V130H108ZM137 131V130H136ZM139 131V130H138ZM147 131V130H146ZM155 131V130H154ZM163 131V130H162ZM171 131V130H170ZM170 131H169V133H170ZM185 131V130H184ZM190 131H191V129H190ZM203 131V130H202ZM205 131V130H204ZM118 132V131H117ZM158 132V131H157ZM156 132V133H157ZM189 131H187V133H188ZM192 132V131H191ZM196 132V131H195ZM194 132V133H195ZM218 132H219V129H218ZM249 132H251V131H249ZM36 133V132H35ZM87 135L86 137L84 136L85 134ZM104 133V132H103ZM141 133V132H140ZM140 133H137V132H135V131H133L132 133L130 132V133H127V134H129V139L131 140L130 142H132V143H129L130 145L132 144L133 146H135V147H133L132 145L130 146V148H128V149H131V147H133V150H135V151H137L138 150V152H136V153H142V147L144 146V148H145V145H147V144H151L152 142L150 141V142H146V143H144L142 140H143V138H145L146 136H147V138H150L151 139V136H148V135H152L153 136V134H144V133H146V132H142L145 136H142V135H140ZM155 133V132H154ZM160 133V132H159ZM163 133H165V132H163ZM187 133H185L186 135H187ZM190 133V132H189ZM212 133V132H211ZM238 133V132H237ZM81 136V134H84V135H82L84 138H82V143L81 144H78V138H75L76 136H78L79 138H81L79 135ZM114 134V133H113ZM162 134V133H161ZM165 134H167V133H165ZM183 134L184 133H182V134H180V135H182V136H180L179 134H177V136H180V138L178 137V139H176V138H173V139H176V140H173L172 139V137H164V139H162V141H160L161 139H157L156 138V135H155V139H157L158 141H160L161 143H162V145L163 144H165V145H168L169 146V148H170V145H172L173 143L172 142H174V141H179L182 137H183ZM191 134V133H190ZM235 134V133H234ZM260 134V133H259ZM262 134V133H261ZM38 135V134H37ZM90 135H91V132H90ZM89 135V136H90ZM104 135H105V133H104ZM160 135V134H159ZM172 135V134H171ZM197 136H198V134H196ZM200 135H201V133H200ZM198 136V137H201V136ZM1 136H3V137H1ZM88 136V137H89ZM93 136H94V133H93ZM101 136V135H100ZM108 136V135H107ZM141 136V137H140ZM189 136V135H188ZM187 136V137H188ZM192 136H194V134L192 135ZM191 136V137H192ZM196 136V137H197ZM209 136V135H208ZM235 136H236V134H235ZM87 137V138H88ZM98 137V136H97ZM97 137H95V138H97ZM110 137V136H109ZM124 137H126V135L125 136H123V138ZM128 137V136H127ZM126 137V138H127ZM184 137H185V135H184ZM183 137V138H184ZM195 137V136H194ZM193 137V138H194ZM228 137V136H227ZM229 140L231 139V134L229 135ZM232 137H234V136H232ZM243 137V136H242ZM111 138H112V136H111ZM152 138H154V137H152ZM190 138V137H189ZM209 138H212V136L210 137L209 136ZM237 138H238V134H237V136L235 137V138H232V140L231 141H227V143H229V145L231 144V142L233 141V142H235L234 140H236L237 141ZM249 138V137H248ZM90 139V138H89ZM118 139H119V137H118ZM135 139H137V140H134ZM172 139V140H171ZM186 139V138H185ZM192 139V138H191ZM190 139V140H191ZM195 139V138H194ZM206 139V137L203 139V143L205 144V140ZM234 139V140H233ZM246 139H247V137H246ZM107 139H105L104 141H106ZM112 140V139H111ZM113 140H114V142H115V140L116 139H114L113 138ZM113 140H112V142L110 141V144L111 143H113L114 144V142H113ZM124 140V139H123ZM183 140V139H182ZM181 140V142H183ZM195 140H199V139H195ZM207 140V139H206ZM210 140H213V139H210ZM227 140H228V138H227ZM263 139H261V141H262ZM118 141H120V140H118ZM122 141V140H121ZM129 141V140H128ZM172 141V142H171ZM177 141V143L176 142H174V144L176 143V146H177V151H179L178 150V148H179V143H181L180 141L178 142ZM208 142H209V140H207ZM226 141V140H225ZM225 141H222V142H225ZM260 141V142H261ZM91 142V141H90ZM185 142V141H184ZM184 142L183 143H181L182 145H184ZM254 142H255V140H254ZM253 142V143H254ZM47 144L48 146H50V147H47V148H54V150H58V151H62V156L64 155L65 156V160L63 161V159H61V157L59 156V158H58V155H57V159H53V162H54V164H52L51 165V162H50V152H52V151H48L47 150V148L46 147H44L43 146V144ZM85 143V144H84ZM97 143V142H96ZM116 144H117V142H115ZM120 143V142H119ZM124 143H126V140H124ZM128 143V142H127ZM158 142H156V144H157ZM193 143H194V141H193ZM247 143V142H246ZM249 143V142H248ZM252 143V144H253ZM44 144V145H45ZM94 144H95V141H94ZM99 144V143H98ZM121 144H122V142H121ZM154 144V143H153ZM153 144L152 145H150V146H153ZM170 144V145H169ZM196 144H197V142H196ZM255 144V143H254ZM257 144V143H256ZM255 144V145H256ZM3 145H5V146H3ZM164 145V147H166ZM181 145V147H183ZM229 145L227 144V146L229 147ZM232 145V144H231ZM230 145V146H231ZM236 145V144H235ZM260 145H262V142H261V144L259 143V146ZM263 145H264V143H263ZM120 146V145H119ZM123 146L125 147V150L124 149H122L123 148ZM126 146H128L129 147V145H122V147L120 146V147H118V148H120V149H122L123 151H126L125 152V155H127L128 154V152H129V150H127L126 149ZM167 146V147H168ZM214 146V145H213ZM258 146V145H257ZM111 147H114V146H112L111 145ZM149 146H147V148H148ZM154 147V146H153ZM152 147V148H153ZM156 147L159 149V147H158V144L156 145ZM166 147V148H167ZM180 147V148H181ZM211 147H212V145H211ZM234 147V146H233ZM239 147H240V145H239ZM238 147V148H239ZM246 147V146H245ZM116 148V147H115ZM147 148H145L146 150H147ZM173 148H175V146H173ZM179 148V149H180ZM227 148V147H226ZM237 148V149H238ZM243 148H244V146H243ZM261 148H263V146L261 147ZM120 149H118V150H120ZM157 149V150H158ZM162 149H163V147H162ZM168 149V148H167ZM213 149H214V147H213ZM232 148L231 147H229V150H231ZM235 149V148H234ZM156 150V151H157ZM160 151H161V149H159ZM212 150V149H211ZM58 151H57V153H58ZM156 151H155V155H156ZM173 151V149H171V152ZM207 151V150H206ZM205 151V152H206ZM222 151V150H221ZM220 150L219 151H217V152H221ZM235 151H236V149H235ZM252 151V150H251ZM261 151V150H260ZM117 152V151H116ZM115 152V153H116ZM120 152V151H119ZM157 152H159V151H157ZM233 153H231L232 155L233 154H235L234 153V150L232 151ZM241 152V151H240ZM240 152H237L238 154L240 153ZM53 153H54V151H53ZM124 153V152H123ZM151 153V152H150ZM163 153V152H162ZM174 153V152H173ZM176 153V152H175ZM216 153V152H215ZM224 153H227L226 151L224 152ZM236 153V155H238ZM256 153V152H255ZM55 154V153H54ZM112 154V153H111ZM118 154V152L116 153V154H113L114 156H116ZM120 154H122V153H120ZM152 154V153H151ZM158 154V153H157ZM205 154V153H204ZM210 154V153H209ZM214 154V153H213ZM229 155H231L230 154V152L228 153ZM242 154V153H241ZM250 154H251V152H250ZM249 154V155H250ZM257 154V153H256ZM6 155V156H5ZM166 155V154H165ZM207 156H208V154H206ZM217 155V154H216ZM216 155H214V157H216ZM218 155H219V153H218ZM218 155H217V157H218ZM229 155H227V162H228V159H229V163H230V166H228L229 167V170L225 173L224 172V170H221L220 171V175L218 176V177H214V181L216 182V187H215V189H213L214 188V185H213V183L210 181H208L209 179L208 178H210L209 177V175H208V173H206V171H207V169L206 168H201V169H199L198 167H199V165H200V163H201V160H200V162L199 163H196L195 165H186V166H188V167H186V166H184L182 163H180V162H176V166L174 167V170H173V172H172V170L171 171H168L167 172V168H166V172L168 173V177H167V175H165V182H166V188H162V190L164 189L165 191H166V194L163 192V195H162V193H158V191L154 188V186H153V184L154 183H152V180L154 181V179H155V172L153 171H150V172H148V174L146 175V178H145V184L144 183H142V185H139V189L137 188V190L139 191V193L136 195V193H135V196L134 197H130V195L128 194L127 195V197L123 194V196L124 197H122V194L120 195V193H119V195L121 196V197H119V195L117 196V197H115L116 195H115V192H112V193H114V195L115 196H109L108 197V199H110L109 200V202H108V199H107V201L105 200H102L101 202H103L104 201V203L105 202H107V204L105 203V205H104V207L105 208H103V206L101 207V208H103L102 209V211H101V208L100 209H98V210H96L97 209V206H98V204H96V202H95V200H94V202L95 203H93V204H96L97 206H96V209H94V208H91L90 207V204H88L87 206H89L88 207V209H86V217L84 216L83 218H85V219H82V218H78V220L79 221H81V222H79V221H77V219L75 220V219H73V218H75V216H73V214L71 215L70 214V217L72 216L73 218H70V219H68L67 217H66V219H64L65 218V214H63L64 216L63 217H61V219H59V218H56L55 220H57V219H59V220H57V224H55L54 222H53V224L54 225H56V226H54V225H52L50 222V225L49 226H47V224H49V223H47L46 224V222H45V224H43V225H41L42 223H43V221H45V220H42L40 223V225H37V223L35 224V223H33V225H31L30 224V226L28 225V226H26L25 225V223L24 222H26L27 220V218L26 219H24V220H22L24 217H21L22 219V223L20 222V223H17L18 221H21V220H18V221H16V224H14V226L15 225H20V226H22L21 224H23V225H25V226H23V234L21 235V238L20 237H18L19 235H17L16 237H17V240H16V243L14 242L15 241V239H16V237H15V239H14V241H13V244L14 245H12V244H10V241L12 240L10 237H9V239H6V240H8L7 242H6V244L4 245V243H3V245L2 244H0V245H2V247L3 248H1L2 249V251L0 250V253L2 254V257L0 258V262H2V264H16V262H14V260L16 261V260H18V262L20 261L22 264H29L28 262L29 261H31L32 259L34 260V261H36V259H37V257L39 256V255H37V253L39 254V250H44V248L46 247V249L48 248V250H49V247H51V250H53V248L52 247H54V245H56V244H58V245H60L59 243H61V245L63 244L64 246H65V249H63V248H61L60 246H59V249L61 248V250L63 249V250H65V252H69L70 253V255H72V256H74V254H71V253H75V256H77L76 254H77V252H81V253H88V256H90V257H92V258H85V259H87L88 261H89V259H91L90 261H91V263L92 264H264V173L262 172L261 173V169H263L264 170V167H258L259 165L258 164H260V165H264V153H263V155H261V156H263V158H260L259 156V158H255V160L257 161V163H256V166L254 165V160H253V162H250V163H245L247 160H248V158H250V157H246L245 159V162H243V161H239L238 159H235V157H236V155H234V156H232L231 155V157L229 156ZM8 156V158H6L5 159V157H7ZM10 156V157H9ZM63 156V157H64ZM149 156V155H148ZM152 156V155H151ZM163 156V155H162ZM181 156V155H180ZM183 156V155H182ZM202 156H205V155H202ZM257 156V155H256ZM52 157H53V155H52ZM62 157V158H63ZM172 157V156H171ZM184 157V156H183ZM198 157V156H197ZM223 157L225 158V154L223 155ZM223 157H222V159H223ZM243 157V156H242ZM241 157V158H242ZM251 157H252V155H251ZM107 158V157H106ZM110 157H108V159H109ZM112 158H114V157H112ZM204 158H206V157H204ZM213 158V157H212ZM212 158H210L209 160L208 159H206V160H208L209 162H211V166H213V167H215V168H219V164L218 165H216V164H213L214 162V160L212 159ZM241 158H240V160H241ZM51 159V160H52ZM197 159H199V157L197 158ZM196 159V160H197ZM215 159H218V158H215ZM221 159V160H222ZM244 159V158H243ZM252 159V158H251ZM90 160V161H89ZM104 160H105V158H104ZM110 160V159H109ZM109 160H107L108 162H109ZM131 160H133V159H131ZM131 160H130V162H131ZM181 160V159H180ZM183 160H184V158H183ZM182 160V161H183ZM190 160V159H189ZM220 160V159H219ZM224 161H225V159H223ZM222 160V161H223ZM152 161V160H151ZM172 160H170V162H171ZM203 162H204V164H207V163H205V161H204V159L202 160ZM221 161V162H222ZM223 161V162H224ZM249 161V160H248ZM87 162V163H88ZM186 162V161H185ZM191 162V161H190ZM197 162H198V160H197ZM219 162V161H218ZM47 163V167L50 169H48L47 168V170H44V165ZM99 163V162H98ZM97 163V164H98ZM110 163V162H109ZM153 163V162H152ZM151 163V164H152ZM263 163V164H262ZM89 164V163H88ZM99 164H101V163H99ZM104 164H105V161H104ZM110 164H113L112 162L110 163ZM133 165H136V164H134V163H132ZM150 164V163H149ZM175 164V163H174ZM228 164V163H227ZM226 164V165H227ZM253 164V166L254 167H257L258 168V170H257V168H252L251 167V165ZM2 165H3V163H2ZM108 165V164H107ZM106 165V166H107ZM129 165H131V164H129ZM132 165V166H133ZM138 165V164H137ZM222 165H224V163L222 164ZM1 166V165H0ZM105 166V165H104ZM105 166V167H106ZM149 166V165H148ZM201 166V165H200ZM151 166H149V169L151 170V168H150ZM163 167V166H162ZM173 167V166H172ZM206 167H208V166H206ZM133 168V167H132ZM214 168V169H215ZM224 168H225V166H224ZM226 168H227V166H226ZM225 168V169H226ZM53 169H52V171H53ZM128 169L129 170H132V169H130V168H127V171H128ZM220 169V168H219ZM4 170V169H3ZM76 170V171H75ZM78 170H80L79 168H78ZM148 170V169H147ZM209 170V169H208ZM216 170V169H215ZM214 170V171H215ZM262 170V171H263ZM48 171V172H47ZM53 171V172H54ZM127 171H125L126 173H127ZM159 171H160V173H161V170L159 169L158 170V173H159ZM217 171H219V170H217ZM63 172V173H62ZM99 172V171H98ZM109 172V171H108ZM129 172V171H128ZM253 172H256V173H258V175L256 174V176H258V177H254L255 178V180L253 181V177H251V174H254L255 175V173H253ZM52 173V172H51ZM50 173V174H51ZM124 173V172H123ZM134 173H135V170H134ZM139 173V172H138ZM146 173V172H145ZM145 173H144V175H145ZM159 173V174H160ZM163 173V172H162ZM251 173V174H250ZM5 174V173H4ZM10 174V175H11ZM79 174H81V172L79 173ZM97 174V173H96ZM101 174H103V173H101ZM122 173H120V175H121ZM128 174V173H127ZM158 174V175H159ZM213 174V173H212ZM218 174V173H217ZM7 175V174H6ZM5 175V176H6ZM16 175H18V174H16ZM16 175H12L13 177H14V179H12L11 180V178L12 177H10V182L11 181H13L12 183V185H14L15 184V182H17V181H14L15 180V176ZM49 175V174H48ZM56 175H57V173H56ZM88 175H90L89 173H88ZM100 175V174H99ZM106 175V174H105ZM105 175H104V178H106L105 177ZM119 175V178H121L120 180H122V175L120 176ZM125 175V174H124ZM133 175V174H132ZM158 175H157V177H158ZM20 176V175H19ZM18 176V177H19ZM50 176V175H49ZM49 176H47L48 178H49ZM78 176V175H77ZM126 176V175H125ZM128 176V175H127ZM131 176V175H130ZM134 176V175H133ZM132 176V177H133ZM141 176L142 175H140V176H138V179L136 178V180L137 181H134L133 179H132V177H131V179L134 181V182H137V183H139L142 179H141ZM160 176V175H159ZM163 176V175H162ZM216 176V175H215ZM7 177V176H6ZM18 177H16L17 178V180L18 179H20V178H18ZM21 177V176H20ZM72 177H68V178H70L71 179V182H72ZM75 177V176H74ZM86 177V176H85ZM96 176H94V178H93V180H92V182L94 181V180H96V178H95ZM100 177V176H99ZM99 177H98V180H99ZM124 177V176H123ZM140 177V178H139ZM249 177H251V179L249 178ZM263 177V179H262V181L260 180L261 178ZM9 178V177H8ZM8 178H7V180H8ZM65 178V177H64ZM80 178V176L78 177V178H76V180L78 179V180H80L79 179ZM101 178H102V176H101ZM114 178V177H113ZM116 179H118L119 180V178H118V175L115 177ZM161 178V179H160ZM159 179L160 180H162V177H160ZM226 178H229V179H226ZM259 178V179H258ZM22 179V178H21ZM24 180L26 179L25 177L23 178ZM123 179H125V178H123ZM157 179V178H156ZM226 179V180H225ZM250 179V181L252 180L253 182H255V181H257V179L259 180V182L255 185V187H254V190H252V187H251V185L248 183V180ZM4 180V178H3V172L1 171L0 172V181H3ZM42 180V179H41ZM40 180V181H41ZM67 180H69V179H67ZM101 181L102 180H104L103 178L102 179H100ZM128 180V179H127ZM19 181V180H18ZM21 182H22V180H20ZM20 181L18 182V184L20 183ZM33 181H34V179H33ZM33 181H32V186H33ZM48 181V180H47ZM63 181H65V179H63ZM74 181V180H73ZM86 181H89V180H86ZM85 181V184L82 182V181H80L82 184H84V185H86V184H88V182H86ZM99 182V181H97L96 180V182L95 183H102V182ZM128 181H130V180H128ZM5 182H9V180L8 181H5ZM9 182V183H10ZM36 182V181H35ZM65 182H67V181H65ZM104 182H105V180H104ZM126 182V181H125ZM131 182V181H130ZM143 182H144V180H143ZM149 182H151L152 184H149ZM158 182H160V181H158ZM157 182V183H158ZM200 182H202V183H204V184H198V183H200ZM215 182H214V184H215ZM3 184H6V183H4V181L2 182ZM1 182H0V184L1 185H3ZM8 183V184H9ZM64 184L62 181L60 182V184ZM73 183V182H72ZM77 183H79V182H77ZM94 183V182H93ZM115 183V182H114ZM113 183V184H114ZM117 183V182H116ZM127 183V182H126ZM137 183H136V185H137ZM160 183H164V181L163 182H160ZM17 184V185H18ZM21 184V183H20ZM38 184V183H37ZM66 184V183H65ZM65 184L63 185V186H60V188L61 187H64L65 188ZM134 184V183H133ZM159 184V183H158ZM0 185V188H3L2 186ZM27 185V184H26ZM74 185V184H73ZM79 185H80V183H79ZM89 186H90V184H88ZM160 185V184H159ZM9 186H11V185H9ZM31 186V187H32ZM35 186H38V185H35ZM34 186V188H38V187H35ZM75 186H76V184H75ZM74 186V187H75ZM82 186V185H81ZM88 186V187H89ZM95 186V185H94ZM133 186H135V185H133ZM212 186H213V188H212ZM250 186V189H246L245 190V188L244 187H249ZM15 187H17V186H15ZM18 187H19V185H18ZM52 187V186H51ZM67 187V186H66ZM96 187V186H95ZM95 187H93V185H91V190H92V188H95ZM159 187V186H158ZM4 188H5V186H4ZM34 188H33V190H32V188H30V191H29V197H27V199H31V201H33L34 202V200H36V197H37V200H39V196L43 193H40V195H38L37 196V194H36V191H34ZM59 188V189H60ZM70 188V187H69ZM69 188H67V189H69ZM76 191L75 192H77V195H78V186H76ZM83 188V187H82ZM81 188V189H82ZM99 188V187H98ZM123 188V187H122ZM127 188H128V186H127ZM131 187H130V185H129V189H130ZM221 188V189H220ZM40 189V188H39ZM53 189V188H52ZM71 189H73V188H71ZM80 188H79V190H80V193L82 192V190H81ZM220 189V190H219ZM3 190V189H2ZM11 190V189H10ZM10 190H9V192H10ZM32 190V191H31ZM36 190V189H35ZM66 190V189H65ZM75 190V189H74ZM83 190H85V189H83ZM91 190H88V188H87V190L86 191H91ZM112 190V189H111ZM111 190H109V191H111ZM133 190V189H132ZM136 190V191H137ZM212 190V191H211ZM70 191H72V190H70ZM69 190H68V192H70ZM101 191V190H100ZM124 193H125V188H124ZM122 191V192H123ZM131 191V190H130ZM130 191H128V192H130ZM31 192V193H30ZM32 192H33V194H32ZM35 192V193H34ZM58 192H61V191H58ZM67 192V191H66ZM65 193V191L63 190V193H62V195L64 196L65 194V196H67L69 193ZM84 192V191H83ZM107 192H108V190H107ZM132 192V191H131ZM160 192V191H159ZM162 192V191H161ZM255 193V194H253V193ZM13 193V192H12ZM22 194H24V195H26V191L24 192V193H22ZM28 194V193H27ZM30 194H31V196H30ZM44 194V193H43ZM42 194V195H43ZM87 194H89V193H87ZM95 194V193H94ZM16 196V195H18V193H16V191H15V194L13 193V196ZM19 195H20V193H19ZM19 195H18V197H19ZM32 195H34V197L32 196ZM91 195H92V198H94L93 196V194L91 193ZM97 195H100V194H97ZM96 195V197L98 198V196ZM104 195V194H103ZM10 196H12V195H10ZM43 196H45V194L43 195ZM69 196H72V193H70V195ZM73 196H74V194H73ZM84 196V195H83ZM88 196V195H87ZM17 197V196H16ZM16 197H14V198H16ZM25 197V196H24ZM23 197V198H24ZM35 198V199H33L32 200V198ZM60 197H62V196H60ZM102 197V196H101ZM113 197L115 198V200L116 201H118V202H115V203H117V204H115L114 203V199H113ZM8 198H10V200L12 199H14L13 197H8ZM63 198L64 197H62V200H61V202H63ZM66 198V197H65ZM74 200H75V198H76V196L75 197H72ZM165 198H167L166 200L167 201H169V203H175V204H177V206H178V204H180V205H183L184 203H191V204H197V206H200V208L202 207L201 205H203L202 203L204 202H206V201H208V204H207V202L205 203V206H204V208H209L208 207V205H210L212 202L214 203V202H217L216 204H217V206L221 209V207H220V205H218V204H220L218 201H220V200H224L225 202H229L228 204H230L231 205V208L230 209H227L226 208V206H227V204H226V206L225 207H223L224 209H225V211L224 210H222V212H221V210H217V211H214V213H212L211 214V212L212 211H210L209 212V214H207V209L206 210H204V211H206V214H204L203 213V216L202 215H199V214H201L200 212H199V217H201V218H203L204 217V215H215V214H220L221 215V213H223L224 214V216H225V221L221 224V225H219V224H215V225H213V226H207L208 224H206L205 222H203V220L202 219H200L199 217H197V212H195L194 210L196 209L195 208V206H193L194 207V212L195 213H193V214H195L196 215V217H197V219L196 220H198V219H200V220H202V222L200 221V223H201V225H199V224H196L197 225V227H195V225H192L193 227H191V228H189L188 230H186L185 231V233L181 236L180 235V233H182V232H180L179 234H177L179 237H178V239H176L177 241L179 240V242L176 244V245H170L169 243L170 242H172L171 240L173 239L172 237H174V236H171L170 238H172L171 240H169V237H167L168 239V241H170L168 244H166V243H162V244H160L161 246L160 247H158V246H155V240L156 239H154V238H156L155 236H153L154 238H152V239H150L151 237L150 236H147V234H146V232H144L145 234H146V236L144 235V238L145 239H147V240H145L144 238H143V235L142 234H139V239H140V235L142 236L141 237V241L143 240V242L146 244H143V243H141L142 244V246L140 245V244H137L136 245V247H137V249L138 250H141V251H144L145 250V254L144 255H141V256H139V257H136V259H135V257L134 258H131V257H129L130 259H128V260H124V261H122V262H120V261H116V260H113V261H110V260H108V259H105L103 256L102 257H100L101 255H100V253H99V250H97L98 251V254H99V257H98V254L97 255H95L97 252H96V250L95 251H93L94 249H98V248H93V246L95 247V243H97V241H99V239L100 240H102V241H104L103 240V233H104V230H102L101 228L99 229V226H98V228H92L94 225H95V223L96 222H98V221H100V218L101 217H103L104 216V214L106 215V214H110V217H109V219L111 218V217H113L114 216V218H115V220L114 221H117V225H116V228H113V226H115V224L113 225V226H110V232H111V227H112V229L114 230L115 229V232H114V234H116L117 233V231H116V229L120 232V233H122L123 231H125V233L126 232H128L129 231V234L131 233V231L133 230V229H136L138 226H141V225H143V226H147V227H149V226H151L152 224H154V225H157V223H159V221H162L161 223H163V221H165V223H166V220H164L165 218H164V216L167 218V215L169 214H167L166 215V213H164L165 211V208H166V206H163V205H160L159 204V202H162V200L164 201V199ZM91 199V198H90ZM89 199V200H90ZM99 199V198H98ZM97 199V200H98ZM102 199V198H101ZM104 199V198H103ZM113 199V200H112ZM119 199V200H118ZM120 199H122V200H120ZM162 199V200H161ZM18 201V198L17 199H14V201H12V205H9V204H11V203H8V207H9V209H10V207H13L14 205H20L19 203H20V201L19 202H17ZM70 200V199H69ZM69 200H65L67 203H69ZM72 200V199H71ZM189 200H191V201H189ZM75 201H77V200H75ZM82 200H80V202H81ZM84 202H86L85 200H83ZM99 201V200H98ZM113 201V202H112ZM201 201V202H200ZM14 202V203H13ZM16 202V203H15ZM37 202H39V201H37ZM60 202V201H59ZM88 202V201H87ZM91 202V201H90ZM112 202V203H111ZM211 202V203H210ZM225 202H223V203H225ZM18 203V204H17ZM29 203H31L30 202V200H29ZM63 203H65V202H63ZM63 203H61V204H63ZM76 203V202H75ZM83 203V202H82ZM91 203V204H92ZM108 203H110V205H112V207H109L110 205L108 204ZM183 203V204H182ZM210 203V204H209ZM213 203H212V205H210V206H212L213 207ZM5 204V206L7 205L6 204V202L4 203ZM33 204V203H32ZM31 204V205H32ZM39 204V203H38ZM43 204H45L44 202H43ZM61 204H60V206H61ZM78 204H80V203H78ZM87 204V203H86ZM92 204V205H93ZM115 204V205H114ZM201 204V205H200ZM31 205L29 204V206H27L28 207V211H29V209H30V207H31ZM40 205V204H39ZM38 205V206H39ZM81 205V204H80ZM79 205V206H80ZM113 205L115 206V208H116V210H114V207H113ZM37 206V205H36ZM38 206H37V208H38ZM78 206V205H77ZM86 206V207H87ZM170 206V205H169ZM172 206V205H171ZM173 206H175V205H173ZM176 206V207H177ZM187 205H185V207H186ZM190 205L188 204V207H189ZM192 206V205H191ZM222 206H224V204L222 205ZM7 207V206H6ZM6 207H4V205L2 206V208H5L6 209ZM94 207V206H93ZM175 207V208H176ZM185 207H183V210H184V208ZM192 207V208H193ZM37 208H34V209H37ZM79 208V207H78ZM106 208H107V210H108V208H113V209H111V210H113L114 211V213H113V211L112 212H110V211H103L104 209L106 210ZM171 208V207H170ZM179 209H180V207H178ZM192 208L190 209V210H192ZM199 208V207H198ZM203 208V207H202ZM203 208V209H204ZM214 208V207H213ZM246 208V209H245ZM33 209V208H32ZM80 209V208H79ZM79 209H77V210H79ZM174 208H172V210H173ZM178 209V210H179ZM38 210V209H37ZM36 210V211H37ZM73 210V209H72ZM85 210V209H84ZM84 210L82 209V213H80V210H79V215L81 214V217H82V215L84 214ZM110 210V209H109ZM169 210V209H168ZM171 210V211H172ZM209 210V209H208ZM31 211V210H30ZM30 211H29V214H30ZM174 211V210H173ZM180 211V210H179ZM198 211H201V212H203L202 210H200V209H198ZM220 211V212H219ZM6 212V211H5ZM102 212H104V213H102ZM135 212H138L137 213V216H135L134 215V213ZM176 212V211H175ZM36 213V212H35ZM58 213V212H57ZM113 213V214H112ZM173 213V212H172ZM172 213H170V214H172ZM181 213H182V211H181ZM184 213H186V212H184ZM32 214V213H31ZM77 214H78V212H77ZM76 214V215H77ZM87 214H89V216H91L90 218H89V216L87 215ZM124 214V215H123ZM128 214H130V215H128ZM173 214H175V213H173ZM178 214V213H177ZM177 214H176V216H177ZM183 214V213H182ZM75 215V214H74ZM78 215V217H80ZM103 215V216H102ZM180 215V214H179ZM217 215V216H218ZM62 216V215H61ZM88 216V217H87ZM94 216V218H95V221L96 222H94L93 220H92V217ZM123 216V218H122V220L120 221V220H118L119 218L121 219V217ZM0 217H1V214H0ZM28 217V216H27ZM31 217H32V215H31ZM53 217V216H52ZM106 217V216H105ZM147 217V218H146ZM195 216L193 217V219H195L196 218ZM221 217V216H220ZM219 217V218H220ZM55 218V217H54ZM91 219L92 220V224L90 223V225L89 226H82L83 224H80V223H83L82 222V220H85V221H89V220H87V219ZM104 218V217H103ZM34 219V218H33ZM71 219H73V220H71ZM106 218H104V220H105ZM142 219H146V221H144L143 222V224H142ZM148 219V220H147ZM170 219V218H169ZM192 219V221L195 223L196 221H194ZM204 219V218H203ZM207 218H205V220H206ZM217 219H218V217H217ZM3 220V219H2ZM26 220V221H25ZM35 220V219H34ZM47 220H49V216H48V218H47ZM64 220V221H63ZM90 220V221H91ZM112 220V219H111ZM111 220H109V221H111ZM190 220V219H189ZM188 220V221H189ZM28 221H31L30 219L28 220ZM60 221H63V222H61V223H59L58 224V222H60ZM101 221H102V219H101ZM113 221V223H116V222H114ZM118 221H120V222H118ZM182 221H184V220H182ZM185 221H186V219H185ZM184 221V224L186 223V225H188L187 224V221L185 222ZM2 222V221H1ZM6 223L4 224V222H2V225L4 224V225H6L8 222L7 221H5ZM94 222V223H93ZM104 221H102V223H103ZM112 222V221H111ZM157 222V223H156ZM26 223H28V222H26ZM101 223V224H102ZM105 223H106V221H105ZM112 223V224H113ZM141 223V224H140ZM197 223H199L198 221H197ZM11 223H9V225H10ZM107 224H108V222H107ZM106 224V225H107ZM164 224V223H163ZM2 225H0L1 227H2ZM3 225V226H4ZM9 225H7L8 227H6V228H9V227H11L12 225H13V223H12V225L11 226H9ZM17 225V227H19L20 228V226H18ZM103 225H105L104 223H103ZM102 225V226H103ZM185 225V226H186ZM47 226V227H46ZM198 226H199V229H197L198 228ZM17 227L15 226L13 229H10V231H12L13 232V230L14 229H17ZM95 227V226H94ZM183 227H184V225H183ZM5 228V226L3 227V228H1L2 229V231H4V229H6ZM103 229H105L104 227H102ZM1 229H0V231H1ZM139 229L140 228H138V231H139ZM176 229H177V227H176ZM183 229V228H182ZM100 230H101V232H102V236H100L101 234V232H100ZM112 230V231H113ZM18 231V230H17ZM20 232H17L18 234H20L21 233V230H19ZM88 231V232H87ZM137 230H135V231H132L133 233H132V235L133 236H135L134 234V232H136ZM137 231V232H138ZM140 231H142V230H140ZM140 231H139V233H140ZM147 231V230H146ZM151 231V230H150ZM89 232H91L92 233V238H91V235H90V237H88V235H86V233H89ZM108 232V231H107ZM106 232V233H107ZM149 232V231H148ZM173 232V231H172ZM0 234H1V232H0ZM9 234V233H8ZM90 234V233H89ZM100 234V235H99ZM105 234V233H104ZM111 234V233H110ZM12 235H14L13 233H12ZM105 235H108V233L107 234H105ZM153 235V234H152ZM88 238H87V237ZM115 236V235H114ZM114 236H112V238L114 237ZM117 236H118V233H117V235L115 236L116 238L115 239H117ZM167 236V235H166ZM102 239H101V238ZM109 237V236H108ZM107 237V238H108ZM120 237H121V235H120ZM176 238H177V236H175ZM174 237V238H175ZM104 238H105V236H104ZM107 238H106V240H105V242L107 241L108 242V240H107ZM110 239H111V237H109ZM24 240L22 243H24V242H26V244H25V246H26V248H28L27 246H32L33 247V249H35L36 247L38 248V246L40 245H46L45 247L44 246H39L40 247V249L38 250V252H36V250L34 251L33 250V252H36L35 254V256H37L36 258H35V256H34V258L32 257V259L31 260H29L31 257H29L30 255H28L27 257H29V261L27 260V258H24V257H26V256H23V255H25V254H23L24 253V251L23 252H21V244H19V242H21L20 240ZM96 239V240H95ZM114 238H113V240H114V242H116L117 241V244H116V246L118 245V244H121V241L120 240H118V239H121V238H119L118 237V239L117 240H115ZM153 239H154V241H153ZM113 240H110V242H111V244H112V241ZM122 240V239H121ZM128 240V239H127ZM163 240V239H162ZM175 240V239H174ZM176 240H175V242H176ZM118 241H120V243L118 242ZM151 241V242H150ZM3 242V241H2ZM4 242H5V240H4ZM59 242V243H58ZM109 242V243H110ZM138 242H139V240H138ZM154 242V243H153ZM87 243H91V244H89L91 247H92V249H91V247L90 248H88L87 247V249L85 248L86 247V245H87ZM108 243V245H110ZM82 244V247L81 248H78L80 245ZM107 244V243H106ZM79 245V246H78ZM145 245V246H144ZM10 246H12V247H10ZM19 246H20V248H19ZM25 246H23V247H25ZM48 246V247H47ZM57 246V245H56ZM55 246V249L57 248ZM99 246H102V245H98V247ZM141 246V247H140ZM9 247H10V249L13 251V254H12V251H9ZM13 247H16V248H13ZM35 247V248H34ZM42 247H44V248H42ZM19 248V249H18ZM42 248V249H41ZM15 249V250H14ZM31 249V248H30ZM44 250V251H47V250ZM53 250L52 252H54L55 254H54V258H55V255H56V252H57V250L59 251V249H57V250ZM101 249V248H100ZM22 250H23V248H22ZM27 249H25V251H26ZM15 251V252H14ZM28 251H29V248H28ZM56 251V252H55ZM27 252V251H26ZM48 252V251H47ZM45 253V255L46 254H49V253ZM64 252V253H65ZM23 255H22V254ZM30 252H28V254H29ZM41 253V252H40ZM51 253V252H50ZM59 253H61L60 251L59 252H57V254H59ZM62 253H63V251H62ZM107 253V252H106ZM136 253V252H135ZM33 254V253H32ZM43 254V253H42ZM53 254V253H52ZM52 254L50 255V256H52ZM66 254V253H65ZM64 254V255H65ZM137 254L139 255L140 254V251H138L137 252ZM60 255V254H59ZM69 254H67V256H68ZM105 255V254H104ZM50 256L48 257V259L50 258ZM61 256V255H60ZM86 256V255H85ZM88 256H86V257H88ZM134 256V255H133ZM40 257V256H39ZM42 257H44V255L42 256ZM47 257H44V258H47ZM53 257V256H52ZM64 257V256H63ZM62 257V258H63ZM69 257V256H68ZM93 257H96V258H93ZM54 258H52V260L54 259ZM72 258V257H71ZM2 259V260H1ZM47 259V260H48ZM60 259V258H59ZM65 259V258H64ZM46 260V261H47ZM57 260V259H56ZM130 260V261H129ZM43 261V260H42ZM41 261V262H42ZM49 261V260H48ZM64 261V260H63ZM110 261V262H109ZM14 262V263H13ZM20 262H19V264H20ZM37 263H38V260L36 261ZM36 262H34L35 264H36ZM41 262H39V263H41ZM54 262H55V260H54ZM54 262H51V264H53ZM33 263V262H32ZM33 263V264H34ZM57 262H55L54 264H56ZM1 264V263H0ZM46 264H48V262L46 263ZM58 264V263H57Z\"/></svg>",
	"mask_w": 264,
	"mask_h": 264
},
{
	"label": "rangeland",
	"instance_id": "2",
	"mask_svg": "<svg viewBox=\"0 0 264 264\" xmlns=\"http://www.w3.org/2000/svg\"><path fill=\"white\" fill-rule=\"evenodd\" d=\"M209 1H211V0H209ZM209 1H207V2H201V3H195V5L193 4V8H194V10H199L200 12H201V14H202V21L198 18V19H195V20H197V22H198V24H196L197 22L195 21V20H193L192 21V27H198V25H200L201 24V22H202V24L204 23L205 24V26H207L206 27V32H207V34L206 35H202V39L200 40V42L198 43V44H196V45H193L192 47L193 48H195L196 46H197V48H195V50L192 48V47H185V49H184V47L180 44V43H178L177 44V42H174L173 44L172 43H166V42H161L162 41V39H160V38H162V36L160 37V38H155V35H156V32L157 31H159V29H161L160 30V32H163L164 30V28L162 27L163 25H164V23H162L163 21H159L158 22V20H156V23H154V25L152 26L151 25V23L152 22H147L146 20H144V19H141L140 18V22H139V26H140V31H138V28L136 29V27H134L135 26V24H133V27L131 28V26H130V30L131 31H133V34L134 35H131V36H126L124 39H122V40H119V38L118 39H115V38H109V37H107V36H104L101 40H99V41H101V42H103L104 41V44L105 45H107V50H110V51H112V50H114V51H112V56L113 55H115L116 53H117V57L118 58H120L119 56H121L122 55V53H120L119 51H122V50H124L125 51V54H126V59H125V62L123 63L122 61H119V59H114V58H111L110 59V57H108L107 56V54L106 53H104L103 52V54L100 56V57H98L97 56V58H94V67L92 68L93 69V71L91 70V72H93L92 73V75H93V77H90V76H88V79L90 80L89 82V84H88V86H87V84L85 83V85H86V87H84L85 85H83V89H82V86L79 88L78 87V90H76V92L78 91V94H77V98H76V95H74V94H72V97L70 98V100L69 101H67V104H69L70 106L72 105V104H74V105H72V109L74 110L75 108H76V110L78 109V107L80 108V109H78L79 111H80V113H83V112H86V113H89L90 114V112L92 113L93 112V109H94V113H92V114H96V112L97 111H99V112H103L104 113V109H107L106 107L108 106V118H107V116H106V112H105V117H106V120L108 121V119L109 120H112L113 118H115L116 119V116H117V121L116 120H114V121H116V122H120V117L122 116L123 117V113H121V111H125L124 109H122V108H125V106H126V104H127V107L128 108H126V111L127 112H125V117H123L122 118V120H121V123H123V125L121 124L120 125V123H119V125H120V129H119V126H113V125H117V124H112L113 122H111L110 121V123H108L107 121H102V119L101 118H103L104 119V116H101L100 117V115H101V113H100V115H95L96 116V119H97V117H99V119L98 120H101L100 121V123H101V127L102 126H104L105 125V123H106V125L103 127V128H101V127H99V123H97L96 124V127H93V124H92V122L90 121V120H92V116H90L89 117V122L92 124H88L87 125V127H90L91 128V130L88 132V136L90 135V132H91V135L88 137L85 133V135L84 134H81V138H79L78 136H76L75 138H78V144H81L82 142V138H84L82 135H84L86 138H84L85 139V141L84 142H87V140H88V144L87 145H89V146H91V144L92 145H95L96 146V144H97V146H101V145H103L104 144V142H106V146L108 147V145H110V148L111 149H113V151L110 153V156H106V157H104L105 158V160H104V158H102V161L100 162V160L98 161L99 163H101V164H99L98 162V164L97 163H91V162H88V159H89V155L88 156H86L85 157V161H86V164L84 165H82V166H78L77 167V172H76V174L78 175H74L73 177L72 176H68V174H66V175H64V177H62V176H60L59 174H61V172H56V171H54V169L53 168H51V167H47L48 165H47V163L44 165V170H47V168L50 170V172H48V174L50 175H48L46 172H45V174H46V177H44V178H42V177H37V176H32V175H29V176H25V175H21L22 173L21 172H19V173H16V174H18V175H16V174H11V173H9L10 171H8V170H6V168H4V167H6V166H4L5 164H4V160L3 161H1L0 160V172L2 171L3 172V178H4V183H6V184H3L2 182L3 181H0L3 185H1L3 188H0V214H1V217H0V225H2V222H4V224L6 223L5 221H7L8 223L6 224V225H4L5 226V228L6 227H8L7 225H9V223H11L9 226H11L12 225V223H13V225L11 226V227H9V228H6V229H4V231H2V229L1 228H3L4 226L2 225V227L0 226V229H1V234H0V244H2L3 245V243H4V245L6 244V242L8 241V240H6V239H9V237L12 239L11 241H10V244H12V245H14L13 244V241H14V239H15V237L17 236V235H19L18 237H20L21 238V235L23 234V226H30V224L31 225H33V223H37V225H40L42 222V220H45V221H43V223L41 224V225H43V224H45V222H46V224L47 223H51L52 225H54L53 224V222L55 223V224H57V220H59V219H61V217H63L64 215L63 214H65L66 216H65V218L64 219H66V217L68 218V219H70V218H73L72 216L70 217V214L72 215L73 214V216H75V218H73V219H77V221H79L78 220V218H82V219H85V218H83L85 215H86V213L88 212H86V209H88V207L89 206H87L88 204H90V207L91 208H94V209H96V204H98V206H97V209L96 210H98V209H100L102 206H103V208H105L104 207V205H105V203L107 204V202H105L104 203V201L106 200L107 201V199H108V197L109 196H111L112 194V196H115V197H117L118 195H119V193H120V195L122 194V197H124L123 196V194L127 197V195L129 194L130 195V197H134L135 196V193H136V195L139 193V191L137 190V188L139 189V185H142V183H144L145 184V178H146V175L148 174V172H150V171H156L155 172V179H154V181L152 180V183H154L153 184V186H154V188L158 191V193H162V195H163V192L166 194V191L163 189L162 190V188H166V182H165V175H167V177H168V171H171L172 170V172H173V170H174V167L176 166V162L178 161V162H180V163H182L184 166H186V165H195L196 163H199L200 162V160L202 159H204V161H205V163H207V164H204V162L201 160V163H200V165H199V169H201V168H206L207 169V171H206V173H208V175H209V177L210 178H208L209 180V182L211 181L212 183H213V185H214V188H213V186H212V188L213 189H215V187H216V180L214 181L213 179H214V177L216 178V177H218L219 175H220V171L221 170H224V172L226 173L228 170H229V167L228 166H230V163H229V159H228V162H227V155H229L228 153L230 152V154L231 153H233L232 151L234 150V153L235 154H231L232 156H234V155H236V153L237 152H240L238 155H236V157H235V159H238L239 161H243V162H245V160L247 159L246 157H250V158H248V160L245 162V163H250V162H253V160H254V165L256 166V163H257V161L255 160V158H263V156H261V155H263V153H264V145H263V143H264V122H262L261 124H260V122L263 120L264 121V119H262L263 118V116H264V103H262L261 104V102H260V100H263V102H264V95H263V93H264V90H263V88H264V80H263V78H264V38L262 39V38H260L261 36V34H263L262 36L264 37V0H242L241 1V4H240V6H239V3H240V0H236L237 1V4H238V8L239 9H242L241 7H243V12H245L246 10H248V13H246L245 14V16H243V14L241 15V13H239L238 15H237V17H235L232 13H229L228 14V12H224V14H222V15H220L219 16V18H220V20H219V18H218V20H216L217 21V28H215L214 30L212 29V26H211V23H210V21L206 18V5H207V3L209 2ZM256 1V2H255ZM260 4H259V3ZM243 3H245L244 4V6H243ZM258 3V4H257ZM197 4V5H196ZM204 6H203V5ZM254 4H256V5H254ZM262 4V5H261ZM202 5V6H201ZM201 6V7H200ZM247 8H246V7ZM262 7V8H260L261 10H259V7ZM129 7V6H128ZM205 12H204V11ZM220 11V9L218 8V9H216L213 13H217V12H219ZM259 11V13H258V11ZM132 12H133V10H132ZM204 13V14H203ZM227 14V15H226ZM260 14H263V15H260ZM240 15V16H239ZM230 16V17H229ZM233 17V18H232ZM258 17V18H257ZM224 18H225V21H224ZM226 18H227V20H226ZM229 18V19H228ZM231 18H232V20L234 19V20H236V22L233 20H231ZM240 18V19H239ZM205 19V20H204ZM207 19V20H206ZM223 19V20H222ZM239 19V20H238ZM244 19V20H243ZM231 20V21H230ZM205 21V22H204ZM218 21H219V23H218ZM222 21H224L223 23H221ZM239 21V22H238ZM244 21H245V23H244ZM256 21V22H255ZM258 21V22H257ZM143 22V23H142ZM158 22V23H157ZM161 22V23H160ZM196 22V23H195ZM207 22V23H206ZM230 22V23H229ZM231 22H234V23H231ZM261 22V23H260ZM188 24H189V22H187ZM255 23H256V25H258V26H256L255 25ZM142 24V25H141ZM162 24V25H161ZM206 24H208V25H206ZM227 24V25H226ZM231 25V27H230V25ZM238 24L240 25V27L238 26ZM242 24H244V25H242ZM246 24H248L247 26H246ZM158 25H160V27H158ZM190 25V26H191ZM220 25V26H219ZM241 25H242V27H241ZM152 26V27H151ZM209 26V27H208ZM226 26V27H225ZM253 26V27H252ZM262 26V27H261ZM211 27V28H210ZM221 27V28H220ZM250 29H249V28ZM159 28V29H158ZM226 28V29H225ZM233 28V29H232ZM239 28V31L237 30ZM247 28V29H246ZM257 28V29H256ZM156 29V30H155ZM248 29H249V31H248ZM136 30V31H135ZM143 30V31H142ZM145 30V31H144ZM223 32H222V31ZM226 30V31H225ZM235 30V31H234ZM241 30H242V32H241ZM256 30V31H255ZM262 30V31H261ZM150 31H152V32H150ZM219 31V32H218ZM210 32V33H209ZM216 32V33H215ZM223 34H222V33ZM230 32V33H229ZM232 32H234V33H232ZM238 32V35L236 34ZM252 32H256V33H252ZM258 32V33H257ZM154 33V34H153ZM212 33V34H211ZM261 33V34H260ZM157 34H159V33H157ZM218 34V36H219V38H220V36H222L220 39H217L218 38V36L217 37H215L216 35ZM226 34H228V35H226ZM242 34V36H240ZM250 34V35H249ZM148 35L150 36V37H148ZM208 35V36H207ZM209 35L211 36V37H209ZM215 35V36H214ZM236 35V36H235ZM246 35V36H245ZM253 35V36H252ZM133 36V37H132ZM147 36V37H146ZM205 36H207L206 38H205V40L206 41H204V38L203 37H205ZM224 36V37H223ZM226 36V37H225ZM250 36H251V38H250ZM128 37V38H127ZM208 37H209V39H208ZM212 37L214 38L215 37V40H212ZM254 37V39H253V42H252V38ZM91 39L93 38V41L91 40V39H88V41L89 40H91V41H89V44L90 45H93V44H95V43H97V42H99L98 40H97V36H92V37H90ZM134 38V39H133ZM139 38V39H138ZM148 38V39H147ZM232 38V39H231ZM242 38V39H241ZM248 38V39H247ZM250 38V39H249ZM256 38V39H255ZM83 39V38H82ZM112 39V40H111ZM160 39V40H159ZM211 39V40H210ZM222 39H224V40H222ZM228 39V40H227ZM244 39V40H243ZM262 39V41L260 42L259 40H261ZM84 40V39H83ZM94 40H95V43H94ZM108 40V41H107ZM125 40V41H124ZM133 40V41H132ZM138 40V42H136ZM148 40H149V42H148ZM233 40V41H232ZM248 40V41H247ZM258 42H257V41ZM97 41V42H96ZM116 41H118V42H116ZM126 41H128V42H126ZM151 41H153V42H151ZM208 41V42H207ZM211 41H213V42H211ZM225 41V42H224ZM255 41V42H254ZM107 42V43H106ZM122 42V43H121ZM124 42H125V45H124ZM137 44H136V43ZM146 42H148V43H150V46H151V44L152 43H154V42H157L158 44H157V46H154L155 45V43H154V47L153 46H151L152 48H154V49H152L151 47H149V49L151 48V50L152 51H148L147 50V48H148V43H146ZM205 45H202V43ZM217 42V43H216ZM238 42V43H237ZM245 42V43H244ZM261 44H260V43ZM112 43V44H111ZM129 43V44H128ZM162 43V44H161ZM163 43H165V45H163ZM206 43H208V46H209V44H210V46L209 47H211L210 49H209V47L207 46V44ZM211 43H213L212 45H211ZM216 43V44H215ZM221 43H223V45L221 44ZM230 43V44H229ZM249 43V44H248ZM131 44V45H130ZM147 44V45H146ZM174 44H176V46L174 45ZM248 44V45H247ZM258 44V45H257ZM110 45H112V48H111V46ZM120 45V46H119ZM122 45H123V47H122ZM146 45V46H145ZM170 45H172L171 47H172V49H171V47H170ZM216 45V46H215ZM221 45H222V48H221ZM225 45H227V46H225ZM230 47H229V46ZM234 45H237V46H234ZM247 45V46H246ZM115 46V47H114ZM124 46H125V48H124ZM133 46V47H132ZM163 46V47H162ZM179 46H180V48H179ZM204 46V47H203ZM225 46V47H224ZM243 46H245V47H243ZM256 46L258 47V51L256 52ZM117 47V48H116ZM144 47V48H143ZM145 47H146V49H145ZM159 47V48H158ZM199 47H203V49L205 50V52L207 51V53H203L202 52V49L200 48V49H198ZM214 47V48H213ZM215 47H217V48H215ZM220 47V48H219ZM242 47H243V49L244 50H241L242 49ZM124 48V49H123ZM134 48H136V50L134 49ZM163 50H162V49ZM190 48V49H189ZM207 50H206V49ZM230 48V49H229ZM247 48V49H246ZM248 48H250V50L248 49ZM121 49V50H120ZM128 49V50H127ZM142 49V50H141ZM160 49V50H159ZM170 49H171V52H170ZM180 49V50H179ZM189 49V50H188ZM198 49V50H197ZM213 49H215V50H213ZM221 49V50H220ZM135 50V51H134ZM162 50V51H161ZM188 50V51H187ZM212 50V51H211ZM218 50V51H217ZM246 50H248L247 52H246ZM145 51H147V52H145ZM201 51V52H200ZM221 51H223V52H221ZM237 51H240V53H237ZM142 52H144L143 54L145 55V53L147 54V55H145V57H147L149 60H147V58L144 60V56H143V54H141ZM149 52V53H148ZM151 52H152V54H154V55H152L151 54ZM165 52V53H164ZM188 52V53H187ZM209 52H211V53H209ZM216 52V53H215ZM227 52V53H226ZM243 52V53H242ZM219 55H218V54ZM229 53V54H228ZM171 54V55H170ZM204 54V55H203ZM208 54H210V55H208ZM226 56H225V55ZM231 54V55H230ZM242 54V55H241ZM135 55H137V56H135ZM173 55V56H172ZM205 55H208V56H205ZM217 56V58H215L216 56ZM228 55V56H227ZM15 56H18V55H15ZM106 56L109 58V60H110V62H111V60H112V63L110 64V62L109 61H107L108 60V58H106ZM157 56H160V57H157ZM172 56V57H171ZM177 56V57H176ZM182 56V57H181ZM197 56H199V58L197 57ZM214 56V57H213ZM243 56V57H242ZM133 57V58H132ZM150 57V58H149ZM206 59H205V58ZM211 59H210V58ZM222 57V58H221ZM234 57V58H233ZM245 57H246V59H245ZM16 58H18V57H15L14 59L15 60H18V61H20L21 59V61H23V59L24 58H21V57H19L18 59H16ZM21 58V59H20ZM104 58V59H103ZM143 58V59H142ZM179 58V60H177ZM227 58L229 59V60H227ZM230 58H231V60H230ZM141 59V60H140ZM195 59V60H194ZM201 61L200 63H197V65H196V61L198 62L199 60ZM219 59H221V61L219 60ZM242 59V60H241ZM144 60V61H143ZM156 60V61H155ZM193 60V61H192ZM245 60V61H244ZM132 61H134V62H132ZM143 61V62H142ZM165 61V62H164ZM175 61V62H174ZM222 61H225V62H222ZM227 61V62H226ZM240 61H242V63L240 62ZM101 62H102V64H101ZM108 62H109V65L111 66H109L108 65V67H107V64H108ZM139 62H141V64H140V66H142L141 67V69L139 68L140 66H139ZM193 64H192V63ZM195 62V63H194ZM202 62H204L203 64H204V66L202 65ZM244 62V63H243ZM257 62V63H256ZM80 63V62H79ZM82 63V62H81ZM126 63H127V65H126ZM163 63V64H162ZM250 63V64H249ZM21 64H22V62H21ZM75 64H78V61H77V63H75ZM83 64H86L88 67H89V64H87L86 62H83ZM97 64V65H96ZM130 64V66H128ZM131 64H135L133 67H135V72H136V74L134 73V74H132L133 72H134V68H131L132 66H131ZM158 64H162L161 66H163V67H161L160 65H158ZM165 64V65H164ZM181 64V65H180ZM208 64V65H207ZM220 64V65H219ZM244 64V65H243ZM248 64V65H247ZM261 64V65H260ZM106 65V66H105ZM148 65H149V67H148ZM167 65V66H166ZM170 65V66H169ZM196 65V66H195ZM247 65V66H246ZM259 66V68H257L258 66ZM263 65V66H262ZM22 66V65H21ZM21 66H18V67H13V68H15V69H13L15 72H16V74H18V76H19V78H17V79H15L17 76L15 75V77H13V73H14V71L12 70L11 72H10V74H8L9 75V77L7 76H5L4 74H3V76H2V74L0 75V78H2L1 80L3 81V84H1L0 85V88L1 87H3L4 85H5V82H6V84H9L10 83V85H13L14 83H16V84H14V86L13 87H16L17 86V88L18 89H23L24 87H26V85H27V87H30L31 85H34V84H32L33 83V81L31 80V74L32 75H37L36 73H37V71L36 70H33V69H31L30 68V66H28L29 68L28 69H26L27 67H25V69L23 68V67H21ZM87 66H85V67H87ZM130 68V70H128L129 68ZM195 68H194V67ZM201 66H202V69H201ZM218 66V67H217ZM239 66V68H237ZM260 66H261V68H260ZM113 67H114V69H115V71H114V69H113ZM160 67H161V69H160ZM174 67V68H173ZM177 67V68H176ZM180 67H182V68H180ZM214 67V68H213ZM243 67H245V68H243ZM0 68H1V66H0ZM99 68H100V71H102V72H104V74H102V77H101V74L100 75H96V74H98V73H100V72H98L99 71ZM117 68V69H116ZM119 68V69H118ZM128 68V69H127ZM146 68H148V71H147V69ZM170 68V69H169ZM172 68V69H171ZM205 68V69H204ZM234 68V70H232ZM243 68V69H242ZM253 68V69H252ZM112 71H111V70ZM124 69H127V71L125 70V71H123ZM133 69V70H132ZM168 69V70H167ZM188 69V70H187ZM199 69L200 70H202L201 72L199 71ZM212 69H214V70H212ZM228 69V70H227ZM239 69V70H238ZM244 69H245V71H244ZM250 69V70H249ZM30 70V71H29ZM94 70L96 71V72H94ZM120 70L121 71H123L124 72V74H123V72H121L123 75H121L120 74ZM144 70V71H143ZM152 70H154V71H152ZM198 71V72H196V73H198V74H196V73H194L193 71ZM243 70V72H241ZM255 71V73H253L254 71ZM22 73H21V72ZM111 71V72H110ZM181 71V72H180ZM253 71V72H252ZM28 73V74H30V77L28 76V75H26V73ZM31 72V73H30ZM33 72H34V74H33ZM36 72V73H35ZM98 72V73H97ZM112 72H114L113 74H112ZM157 72H159V73H157ZM236 72V73H235ZM259 72V73H258ZM107 73V74H106ZM117 73H118V75L120 76V79H122V83H120L119 81H120V79H118L119 78V76L117 75ZM129 75H127V74ZM130 73H131V76H130ZM155 73V74H154ZM171 73V74H170ZM196 74V75H199V73L202 75H199V78L201 77V81H198V83H197V81H195V80H200L199 78H197L198 76H196V75H194V74ZM244 75H243V74ZM20 74V75H19ZM22 74V75H21ZM95 74V75H94ZM141 74H143V75H145L146 77H143V75H141ZM147 74H151V75H148L147 76ZM154 74V75H153ZM167 74V75H166ZM205 74V76H203ZM231 74V75H230ZM236 74H237V76H236ZM246 74V75H245ZM34 75V76H35ZM103 75H105L104 77H103ZM113 75V76H112ZM115 75H117L118 76V78L115 76ZM135 75V76H134ZM170 75V76H169ZM173 75H175V76H173ZM191 75V77H189ZM223 75V76H222ZM21 76H23L22 78H21ZM109 76V77H108ZM112 76V77H111ZM142 76V77H141ZM166 76H169V77H166ZM179 76V77H178ZM194 76V77H193ZM196 76V77H195ZM232 76V77H231ZM262 78H261V77ZM94 77H95V79H94ZM98 77V78H97ZM106 77H107V79H106ZM110 77H111V80H110ZM122 77V78H121ZM147 77H149V78H147ZM172 77V78H171ZM205 77H206V80H205ZM218 77V78H217ZM243 77H245V78H243ZM7 78H11V79H7ZM24 78V79H23ZM103 80H102V79ZM137 78H139V79H137ZM143 78H145V79H143ZM150 78H152L151 80H150ZM154 78V79H153ZM163 78V79H162ZM180 78V79H179ZM188 78H191V80H192V78H194V80H193V82H194V84H193V82H192V84H190L189 82H191V80L189 81L188 80ZM218 80H217V79ZM220 78V79H219ZM250 78V79H249ZM4 79V80H3ZM13 79H15V81H13ZM99 81H98V80ZM101 79V80H100ZM127 79H129V80H127ZM138 80V84H136V82H135V80ZM142 79V80H141ZM234 79V80H233ZM0 80V81H1ZM19 80H22V81H19ZM92 80H94V81H92ZM114 80V81H113ZM127 82V85H126V82ZM133 80V81H132ZM156 80H158L157 81V83H156ZM166 80V81H165ZM174 80H176V82L178 81V85H177V83L174 81ZM187 80V81H186ZM218 81V83H214V82H216V81ZM227 80V81H226ZM251 80V81H250ZM31 81H32V83H31ZM108 81V82H107ZM111 81V82H110ZM161 81V82H160ZM172 81H173V83H172ZM183 81H185L186 83H187V85H186V83L185 82H183ZM189 81V82H188ZM222 81V82H221ZM225 81V84H223V82ZM12 82H14V83H12ZM92 82V83H91ZM94 82H96L97 83V85H94V84H96V83H94ZM119 82V83H118ZM179 82L181 83V86H179L180 84H179ZM182 82H183V85L185 84L186 86H187V88L188 89H186V86H185V88H184V86L182 85ZM205 82V83H204ZM260 82V83H259ZM2 83V82H1ZM19 83V84H18ZM107 83V84H106ZM113 83V84H112ZM130 83V84H129ZM142 83L144 84V85H142ZM151 83H153L152 85L154 86H152L151 85ZM156 83V84H155ZM163 83H167V86L165 87L164 86V84ZM171 83L172 84H176V86L179 88V87H181L180 89H179V91L177 90V87L175 86V88H172L173 86L171 85ZM197 83V84H196ZM258 83H259V86L257 87V85H258ZM90 84H93V85H91L92 87H90L89 85ZM121 84V85H123V88H122V86L120 87L119 85ZM188 84H190V87H192L191 88V90L189 89L190 87H188L189 85ZM223 84V85H222ZM242 84V85H241ZM257 84V85H256ZM261 84V85H260ZM16 85V86H15ZM79 85H81V84H79ZM100 85V86H99ZM118 85V87H120V88H122L125 92H126V89L128 90V92H127V95H126V93L124 92V91H120L121 89L120 88H118V87H116V86ZM126 85V86H125ZM147 85V86H146ZM150 85V86H149ZM157 85V86H156ZM169 85V86H168ZM204 85V86H203ZM206 85V86H205ZM210 85H214V86H210ZM225 85V86H224ZM255 85V86H254ZM96 87V89H95V87ZM125 86V87H124ZM131 86V87H130ZM149 86V88L148 89H146L145 87H148ZM162 86H164V87H162ZM197 86V87H196ZM263 86V87H262ZM89 89H88V88ZM134 87H136L135 88V90L133 91V89H134ZM169 87H171L172 88V90L171 89H169ZM93 90H92V89ZM117 89V92H115L116 90H114V89ZM145 88V89H144ZM160 88H163V89H160ZM195 88H197L196 90H195ZM202 88V89H201ZM248 88V89H247ZM82 89V92H80L79 90H81ZM120 89V90H119ZM165 89H167V90H169V91H167V90H165ZM175 91H174V90ZM220 89V90H219ZM224 89V90H223ZM263 90V92L261 91V90ZM96 90V91H95ZM144 90V93L142 94V91ZM150 90H151V92H150ZM158 90H159V92H158ZM173 92H171V91ZM186 90V91H185ZM187 90L189 91V94H188V92H187ZM209 91V92H207V91ZM222 90V91H221ZM0 91H1V89H0ZM75 90H73V92H74ZM120 91V92H119ZM141 91V92H140ZM165 91V92H164ZM195 91V92H194ZM239 91V92H238ZM245 91V92H244ZM72 92V93H73ZM80 92V93H79ZM92 92H93V94H92ZM96 92V93H95ZM98 92V93H97ZM123 94H122V93ZM154 92V93H153ZM167 92H171L170 94H168ZM174 92H176V93H174ZM187 92V93H186ZM242 92H244V93H242ZM1 93V92H0ZM75 93V92H74ZM125 93V94H124ZM148 94V96L146 97V94ZM181 93H183L182 95H181ZM236 93H238V94H236ZM98 94V95H97ZM136 94V95H135ZM152 94V95H151ZM168 94V95H167ZM186 96H185V95ZM202 94V95H201ZM207 94V96H205ZM106 97H105V96ZM124 95V96H123ZM126 95V96H125ZM129 95V96H128ZM157 95V96H156ZM166 95V96H165ZM170 95V96H169ZM171 95H173L172 97H171ZM178 95H181V96H179L178 97ZM190 95V96H189ZM209 95V96H208ZM244 95V96H243ZM86 96V97H85ZM93 96V97H92ZM96 96V97H95ZM138 96V97H137ZM140 96H141V98H142V96H143V98L142 99H140ZM152 96V97H151ZM160 96V97H159ZM169 97V99H168V97ZM177 96L178 97V100H177V97L175 98V97ZM185 96V97H184ZM249 96H250V98L251 99H249ZM76 99H75V98ZM126 97V98H125ZM156 97H157V100H156ZM188 97V98H187ZM189 97H191V98H189ZM193 97V98H192ZM208 97V98H207ZM242 97H243V99H242ZM263 97V98H262ZM98 98V99H97ZM145 98V99H144ZM185 98V102H186V104H185V102H184V99ZM74 99V100H73ZM200 99H202L201 101H200ZM234 101H233V100ZM48 101H49V99H47ZM84 100H85V102H84ZM91 100H93V103H92V101ZM94 100H96V101H94ZM97 100L99 101V102H97ZM132 100H134V101H136L137 103H133V101ZM143 100H145V101H143ZM162 100V101H161ZM172 100V101H171ZM180 100H181V102H180ZM192 100V101H191ZM249 100L251 101H253V102H249ZM257 100L260 102L259 104V108L260 107H262V108H260V110L262 111V113H261V111H259V108H258V102H257ZM144 102V104H143V102ZM152 101H153V103L155 104L154 106H152ZM156 101H157V103H156ZM165 101V102H164ZM171 101V102H170ZM222 101V102H221ZM232 101V102H231ZM79 102V103H78ZM125 102V103H124ZM168 102V103H167ZM174 102V103H173ZM183 102V103H182ZM205 102V103H204ZM219 102V103H218ZM255 102V103H254ZM46 104H36L35 106H34V104H33V106L36 108H38V106H40V107H43L42 105H46L44 108H46V107H48V108H46V111H54V106L55 105H52V104H48V102H45ZM89 103H92V104H89ZM159 103L160 104H162V105H159ZM175 103H176V105H175ZM189 103H191V104H189ZM198 105H197V104ZM210 103V104H209ZM214 103V104H213ZM221 103V104H220ZM227 103H229L228 105H227ZM61 104H62V102H61ZM60 104V105H61ZM88 104V105H87ZM109 104V105H108ZM111 104H113V106H112V109H111ZM119 104V105H118ZM122 104V105H121ZM132 104V105H131ZM134 104H137L135 107H132ZM140 104V105H139ZM156 104H157V106H156ZM167 106H166V105ZM179 104V105H178ZM184 104V105H183ZM202 104H204V105H202ZM206 104V105H205ZM213 104V105H212ZM218 104V105H217ZM222 104H223V106H222ZM255 104L257 105V106H255ZM49 105H51V106H49ZM57 105V104H56ZM58 105H59V103H58ZM58 105H57V107H58ZM59 105V106H60ZM62 105H64V103L62 104ZM129 105V106H128ZM130 105H131V107H130ZM158 105H159V107H158ZM192 106V107H190V106ZM201 107H200V106ZM211 105V106H210ZM216 105H217V109H216ZM225 105V106H224ZM0 106H1V104H0ZM82 106H84V107H82ZM86 106V107H85ZM95 106L97 107V108H95ZM101 106H103V107H101ZM109 106H110V109H109ZM116 106V107H115ZM117 106H119V107H117ZM139 106H141V107H139ZM152 106V107H151ZM175 106V107H174ZM178 106V107H177ZM183 106H185L186 108H187V110H188V108L190 109V110H188L189 112V114H187V113H185L184 111H187V110H185L184 109V107ZM188 106V107H187ZM199 106V107H198ZM204 106V108H202ZM207 106V107H206ZM210 106V108H212L211 110H210V108H208ZM215 108H214V107ZM222 107V108H220V107ZM226 106H227V108H226ZM235 106H236V110H235ZM242 106V107H241ZM56 107V106H55ZM61 108H62V106H60ZM113 107H115L114 109H113ZM130 107V108H129ZM158 107V108H157ZM173 107V108H172ZM182 107H183V112L185 113V114H182L183 112H181L180 113V111H178L180 108L182 109ZM207 109H206V108ZM246 107V108H245ZM60 108V109H61ZM63 108H64V106H63ZM100 108H103V110H101L100 111ZM119 108V109H118ZM144 108V109H143ZM149 108V109H148ZM160 108H162V109H160ZM169 108V109H168ZM200 108V109H199ZM220 108V109H219ZM232 108V109H231ZM237 108H239L240 109V111L237 109ZM257 108H258V110H257ZM11 109V112H12V108H10ZM122 109V110H121ZM127 109H132L131 111L130 110H127ZM146 109H148V110H146ZM159 109V110H158ZM173 109H175V111L174 112H177L178 113V115H176V113H174V112H170L171 110H173ZM176 109H177V111H176ZM194 109H196V110H194ZM202 109H205V110H202ZM215 109V110H214ZM225 109H227V110H225ZM234 109V110H233ZM245 109V110H244ZM113 110V111H112ZM134 110V111H133ZM141 110V111H140ZM144 110H146L147 111V113H145L144 112ZM149 110H151V111H149ZM201 110L203 111V114L201 113ZM213 110V111H212ZM220 110V111H219ZM223 110V111H222ZM62 111V113L64 114L65 113V115L66 116H68L69 115V118L72 116V112H71V110H61ZM113 113H112V112ZM117 111V112H116ZM130 111V112H129ZM134 113H133V112ZM160 111H161V113H163L165 116H163V114H162V116L159 114L160 113ZM167 111H168V114H170L169 116H173V118H174V121L172 122L171 121V119H173L172 117L170 118L169 116H167ZM194 111V112H193ZM199 113H198V112ZM204 111H205V113H204ZM215 111V112H214ZM222 111V112H221ZM224 111H226V113H224ZM237 111H239L240 112V114H237ZM68 112L70 113V114H68ZM116 112V113H115ZM132 112V113H131ZM141 112V113H140ZM153 112V113H152ZM211 112V113H210ZM221 112V113H220ZM234 112H236V113H234ZM243 114H242V113ZM86 113H84V115L86 114ZM111 113H112V115H111ZM130 113V116L129 115H127V114H129ZM138 113L140 114V116L138 115ZM145 113V114H144ZM150 113V114H149ZM154 113H155V115H154ZM193 113H195V114H193ZM197 113H198V115H199V119L197 120V118H198V116H197ZM206 113H207V115H206ZM212 113H214V114H212ZM13 114V116L10 114V115H6V118H5V122L6 123H8V124H14L15 122H16V120H19L18 118H16L15 116L16 115H14V113H12ZM119 114H121V116L119 115ZM123 114V115H122ZM133 114V115H132ZM180 114L182 115V116H180ZM187 114V115H186ZM243 116H242V115ZM83 115V114H82ZM91 115V114H90ZM93 115V117H95ZM103 115V114H102ZM111 115V116H110ZM126 115L128 116V117H130L129 118V121H130V123L133 121L134 122V120L136 119H138V122H136V123H134L133 124V122L131 123V124H129L128 123V121L126 122V120H128V118L126 117ZM159 115V116H158ZM192 115H194V116H196V117H194V116H192ZM211 115V116H210ZM219 115L221 116L220 117V119H219ZM239 117V115H241V117H242V119L240 120V122H239V120H238V117ZM263 115V116H262ZM115 116V117H114ZM132 116H134L133 118H132ZM142 116V117H141ZM167 116V117H166ZM177 116H179V117H177ZM201 116V117H200ZM202 116H203V118H202ZM215 116H217V118L215 117ZM109 117H111V119L109 118ZM141 117V118H140ZM153 117H155L154 119H153ZM157 117V118H156ZM184 117V118H183ZM194 117V118H193ZM210 117H211V119H210ZM212 117H213V119L214 120H216V123H214L212 120ZM215 117V118H214ZM245 117V118H244ZM254 117H255V120H254ZM16 120H15V119ZM91 118V119H90ZM126 120H125V119ZM160 118H162V120L160 119ZM175 118H178V119H175ZM189 118H190V120H189ZM205 118V119H204ZM226 118V119H225ZM237 118V119H236ZM240 118V117H239ZM250 119L249 121H251V122H249L247 119ZM8 119V120H7ZM151 119V120H150ZM168 119V120H167ZM206 120L207 121V119H208V124L209 123H212L211 125L209 124H207V122L206 121H204V120ZM221 121V122H219V125L217 124V122L219 121V120ZM262 119V120H261ZM93 120H95V118L93 119ZM92 120V121H93ZM139 120H140V124H139ZM144 120H146V121H144ZM148 120H149V122H150V124H148L147 122H148ZM185 120H186V123H188V125L185 123ZM218 120V121H217ZM238 120V121H237ZM245 120H247V121H245ZM253 120L256 122H253ZM19 121H21V120H19ZM123 121V122H122ZM169 122L168 124L166 123V122ZM180 121V122H179ZM198 121H199V123H200V125H198L199 123H198ZM201 121V122H200ZM203 121V122H202ZM210 121V122H209ZM14 122V123H13ZM94 122V121H93ZM97 122V121H96ZM115 122V123H116ZM126 122V123H125ZM142 122H145V123H142ZM165 122V123H164ZM176 122V123H175ZM189 122H191V123H189ZM192 122H193V124H192ZM194 122H196V125L194 124ZM175 125H174V124ZM177 123L179 124V125H177ZM184 123V124H183ZM213 123H214V125H213ZM221 123V124H220ZM246 123L248 124V125H246ZM259 123V124H258ZM102 124H104V125H102ZM125 124V125H124ZM145 125V127H143V125ZM146 124H148V126H146ZM161 124H163V126L161 125ZM173 124V125H172ZM192 124V125H191ZM206 124V125H205ZM240 124V125H239ZM97 125H98V127H97ZM168 125H169V128L172 126L173 128H167L168 127ZM171 125V126H170ZM186 125V126H185ZM190 125L191 126H193L194 127V125L196 126V127H190ZM209 126V128L213 125L214 127H211V130H208V126ZM257 125V126H256ZM259 125H260V127H259ZM94 126H95V123H94ZM123 126H126V130H125V128L123 127ZM178 126V127H177ZM199 126L201 127V128H199ZM207 126V127H206ZM219 126H220V128H219ZM122 127H123V129H122ZM140 127H143L142 129H140ZM177 127V128H176ZM190 127V128H189ZM251 127H253V128H251ZM262 127V128H261ZM100 128V129H99ZM115 128V130H116V128H118L117 130H116V132H114V130L113 129ZM160 128V129H159ZM165 128V129H164ZM176 128V129H175ZM238 128H239V130H238ZM94 129H96V130H98V131H93ZM101 129H103V131L101 130ZM122 129V130H121ZM129 129V130H128ZM144 129H146V130H144ZM169 129V130H168ZM181 129V130H180ZM190 129H191V131H190ZM196 129V130H195ZM203 131H202V130ZM218 129H219V132H218ZM32 130H36V131H34L33 133H32V135L34 134L35 136H33V137H35V139H36V141H40L41 140V138H42V136H41V134H40V131L38 130V129H32ZM102 131L101 133L99 132V131ZM109 130V131H108ZM125 130V131H124ZM137 130V131H136ZM139 130V131H138ZM155 130V131H154ZM163 130V131H162ZM168 130V131H167ZM171 130V131H170ZM180 130V131H179ZM185 130V131H184ZM205 130V131H204ZM39 131V132H38ZM118 131V132H117ZM133 131H135V132H137V133H140V135H142V136H145L144 134H153V136L152 135H148V136H151V139L150 138H147V136L145 137V138H143V142L144 143H148V142H152L150 145H152L153 143V146H150L149 144H147V145H145V148H147V146H149L148 148H147V150L144 148V146L142 147V153H136V152H138V150L137 151H135V150H133V147H135V146H133L132 144V146L133 147H131V149H128V148H130V144L129 143H132V142H130L131 140L129 139V134H127V133H132ZM158 131V132H157ZM169 131H170V133H169ZM187 131H189L188 133H187ZM196 131V132H195ZM249 131H251V132H249ZM36 132V133H35ZM105 133V135H104V133ZM144 132H146V133H143ZM155 132V133H154ZM157 132V133H156ZM160 132V133H159ZM163 132H165V133H167V134H165V133H163ZM195 132V133H194ZM212 132V133H211ZM238 132V133H237ZM93 133H94V136H93ZM114 133V134H113ZM162 133V134H161ZM182 133H184L183 134V137H184V135H185V137L183 138H181L179 141L181 142V140L184 142V145H182L181 143H183V142H181V143H179V148L181 147V145L183 146V147H181L180 149L178 148V150L179 151H177V146H176V143H177V141H174V142H176L175 144H174V142H172L173 144L172 145H170V148H169V146L168 145H165V144H163L162 145V143L160 142V141H162V139H164V137L166 136V137H172V139L173 138H176V139H178V137L180 138V136H182V135H180V134H182ZM185 133H187V135L185 134ZM200 133H201V135H200ZM236 134V136H237V134H238V138H237V141L236 140H234L235 142H231V146L229 145V143H227V141H231L232 140V138H235L236 136H235V134ZM260 133V134H259ZM262 133V134H261ZM38 134V135H37ZM156 135V138L159 140V139H161L160 141H158L157 139H155V135ZM160 134V135H159ZM172 134V135H171ZM177 134H179L180 136H177ZM194 134V136H192ZM196 134H198V136L200 135L201 137H198ZM231 134V139L229 140V135ZM101 135V136H100ZM108 135V136H107ZM126 135V137H124L123 138V136H125ZM158 135V136H157ZM189 135V136H188ZM211 137L212 136V138H209V136ZM98 136V137H97ZM110 136V137H109ZM111 136H112V138H111ZM176 136V137H175ZM188 136V137H187ZM192 136V137H191ZM197 136V137H196ZM228 136V137H227ZM232 136H234V137H232ZM243 136V137H242ZM1 137H3V136H1ZM95 137H97V138H95ZM118 137H119V139H118ZM141 137V136H140ZM152 137H154V138H152ZM190 137V138H189ZM196 139H199V140H195L194 138ZM206 137V139L207 140H209V142L205 139L204 141H205V144L203 143V139ZM246 137H247V139H246ZM249 137V138H248ZM90 138V139H89ZM113 138L114 139H116L115 140V142H117V144L114 142V140H113ZM186 138V139H185ZM192 138V139H191ZM227 138H228V140H227ZM105 139H107L106 141H104ZM113 140V142H114V144L113 143H111L110 144V141L112 142V140ZM126 140V143H124V140ZM171 139V140H172ZM176 139H173V140H176ZM191 139V140H190ZM210 139H213V140H210ZM261 139H263L262 141H261ZM118 140H120V141H118ZM122 140V141H121ZM129 140V141H128ZM134 140V139H133ZM135 140H137V139H135ZM134 140V141H135ZM226 140V141H225ZM254 140H255V142H254ZM91 141V142H90ZM94 141H95V144H94ZM146 141V142H145ZM178 141V142H179ZM193 141H194V143H193ZM222 141H225V142H222ZM262 142V145H260L259 146V143L261 144V142ZM97 142V143H96ZM120 142V143H119ZM121 142H122V144H121ZM128 142V143H127ZM156 142H158L157 144H158V147H159V149H161V151L156 147ZM196 142H197V144H196ZM247 142V143H246ZM249 142V143H248ZM256 144H254V143ZM0 143H2V142H0ZM99 143V144H98ZM253 143V144H252ZM45 144V143H44ZM43 144V146L44 147H50V146H48L47 144H45L44 145ZM85 144V143H84ZM108 144V145H107ZM129 145V147L128 146H126V149L127 150H129V152H128V154L127 155H125V152L126 151H123L122 149H124L125 150V147L123 146V148L122 149H120V148H118V147H122V145ZM178 144V143H177ZM227 144L229 145V147H231L232 149L231 150H229V147L227 146ZM236 144V145H235ZM111 145L112 146H114V147H111ZM120 145V146H119ZM164 145L168 148H166V147H164ZM211 145H212V147H211ZM214 145V146H213ZM239 145H240V147H239ZM258 145V146H257ZM3 146H5V145H3ZM104 146V145H103ZM173 146H175V148H173ZM234 146V147H233ZM243 146H244V148H243ZM246 146V147H245ZM263 146V148H261ZM116 147V148H115ZM153 147V148H152ZM162 147H163V149H162ZM213 147H214V149H213ZM227 147V148H226ZM239 147V148H238ZM236 149V151H235V149ZM238 148V149H237ZM14 148H4V147H2V149H0V151L1 150H3L4 151V153L7 155V154H10V156H12L11 155V151L13 150ZM118 149H120V150H118ZM158 149V150H157ZM171 149H173V151L171 152ZM212 149V150H211ZM47 150L50 152V151H52V152H50V162H51V165L52 164H54V162H53V159H57L56 157H57V155H58V158H59V156L61 157V159H63V161L65 160V156L63 157L62 156V151H58V153H57V151L56 150H54V148H47ZM159 151V152H157V151ZM207 150V151H206ZM221 151V152H217V151ZM252 150V151H251ZM261 150V151H260ZM53 151H54V153H53ZM118 152V154L116 155V156H114L113 154H116L117 152ZM120 151V152H119ZM155 151H156V155H155ZM206 151V152H205ZM227 152V153H224V152ZM116 152V153H115ZM124 152V153H123ZM152 154H151V153ZM163 152V153H162ZM174 152V153H173ZM176 152V153H175ZM216 152V153H215ZM250 152H251V154H250ZM257 154H256V153ZM120 153H122V154H120ZM158 153V154H157ZM205 153V154H204ZM210 153V154H209ZM214 153V154H213ZM218 153H219V155H218ZM242 153V154H241ZM166 154V155H165ZM206 154H208V156L206 155ZM218 155V157H217V155ZM225 154V158L223 157V155ZM250 154V155H249ZM5 155V156H6ZM52 155H53V157H52ZM149 155V156H148ZM152 155V156H151ZM163 155V156H162ZM181 155V156H180ZM184 157H183V156ZM202 155H205V156H202ZM214 155H216V157H214ZM231 155H229L230 157H231ZM251 155H252V157H251ZM257 155V156H256ZM9 156V157H10ZM56 156V157H55ZM172 156V157H171ZM199 157V159H197L198 157ZM243 156V157H242ZM259 156V157H258ZM63 157V158H62ZM108 157H110L109 159H108ZM112 157H114V158H112ZM204 157H206V158H204ZM213 157V158H212ZM222 157H223V159H225V161L222 159ZM242 157V158H241ZM6 158H8V156L7 157H5V159ZM53 158V159H52ZM183 158H184V160H183ZM210 158H212L214 161V163L213 164H216V165H218L219 164V168H215V167H213V166H211L210 164H211V162H209L208 160L210 159ZM215 158H218V159H215ZM240 158H241V160H240ZM244 158V159H243ZM246 158V159H245ZM252 158V159H251ZM259 158V159H260ZM52 159V160H51ZM131 159H133V160H131ZM181 159V160H180ZM190 159V160H189ZM198 160V162H197V160ZM206 159H208V160H206ZM220 159V160H219ZM224 161H222V160ZM107 160H109V162L111 163H113V164H110ZM130 160H131V162H130ZM152 160V161H151ZM170 160H172L171 162H170ZM183 160V161H182ZM90 161V160H89ZM104 161H105V164H104ZM186 161V162H185ZM191 161V162H190ZM219 161V162H218ZM222 161V162H221ZM89 164H88V163ZM153 162V163H152ZM2 163H3V165H2ZM132 163H134V164H136V165H133ZM150 163V164H149ZM152 163V164H151ZM175 163V164H174ZM224 163V165H222ZM228 163V164H227ZM264 163V162H263ZM262 163V164H263ZM108 164V165H107ZM129 164H131V165H129ZM138 164V165H137ZM227 164V165H226ZM47 165V166H46ZM106 167H105V166ZM133 165V166H132ZM151 166L150 168H151V170L149 169V166ZM259 166L258 167H264V165H260V164H258ZM163 166V167H162ZM173 166V167H172ZM188 166H186V167H188ZM206 166H208V167H206ZM224 166H225V168H226V166H227V168L225 169L224 168ZM133 167V168H132ZM251 167L252 168H257V167H254L253 166V164L251 165ZM78 168L80 169V170H78ZM127 168H130V169H132V170H129L128 169V171H127ZM166 168H167V172H166ZM216 170H215V169ZM4 169V170H3ZM52 169H53V171H52ZM148 169V170H147ZM161 170V173H160V171H159V173H158V170ZM209 169V170H208ZM134 170H135V173H134ZM215 170V171H214ZM217 170H219V171H217ZM257 170H258V168H257ZM263 169H261L260 171H261V173L263 172L264 173V170L262 171ZM76 171V170H75ZM99 171V172H98ZM109 171V172H108ZM125 171H127V173L125 172ZM52 172V173H51ZM81 172V174H79ZM124 172V173H123ZM139 172V173H138ZM146 172V173H145ZM163 172V173H162ZM5 173V174H4ZM21 173V174H20ZM51 173V174H50ZM56 173H57V175H56ZM63 173V172H62ZM88 173L90 174V175H88ZM97 173V174H96ZM101 173H103V174H101ZM120 173H122L121 175H122V180H120L121 178H119V175H120ZM144 173H145V175H144ZM213 173V174H212ZM218 173V174H217ZM253 173H255V175L254 174H251V177H253V181L255 180V178L254 177H258V176H256V174L258 175V173H256V172H253ZM7 174V175H6ZM11 174V175H10ZM100 174V175H99ZM106 174V175H105ZM126 176H125V175ZM134 176H133V175ZM160 176H159V175ZM7 177H6V176ZM12 175H16L15 176V180L14 181H17V182H15V184L14 185H12L13 183V181H11L10 182V177H12L11 178V180L12 179H14V177L12 176ZM21 177H20V176ZM104 175H105V177L106 178H104ZM118 175V178H119V180L118 179H116L115 177ZM120 175V176H121ZM128 175V176H127ZM131 175V176H130ZM140 175H142L141 176V181L139 182V183H137V182H134V181H137L136 180V178L138 179V176H140ZM157 175H158V177H157ZM163 175V176H162ZM216 175V176H215ZM218 175V176H217ZM19 176V177H18ZM47 176H49V178L47 177ZM80 176V180H76V178H78ZM86 176V177H85ZM94 176H96L95 178H96V180L97 181H101L100 179H104L105 180V182H104V180H102L101 182L102 183H95L96 182V180H94L93 182H92V180H93V178H94ZM100 176V177H99ZM101 176H102V178H101ZM124 176V177H123ZM133 176V177H132ZM9 177V178H8ZM16 177H18V178H20V179H18L19 181L20 180H22V182L20 181V183L18 184V180H17V178ZM26 178L25 180L23 179V178ZM68 177H72V182H71V179L70 178H68ZM93 177V178H92ZM98 177H99V180H98ZM114 177V178H113ZM131 177H132V179L134 180H132L131 179ZM145 177V178H144ZM160 177H162V180H160L161 178ZM251 177H249L250 179H251ZM7 178H8V180H9V182H5V181H8L7 180ZM22 178V179H21ZM123 178H125V179H123ZM140 178V177H139ZM157 178V179H156ZM160 178V179H159ZM33 179H34V181H33ZM42 179V180H41ZM63 179H65V181H67V182H65V181H63ZM67 179H69V180H67ZM130 180V181H128V180ZM226 179H229V178H226ZM225 179V180H226ZM250 179L248 180V183L251 185V187H252V190H254V187H255V185L259 182V178L257 179V181H255V182H253L252 180L250 181ZM262 179H263V177L260 179L261 181H262ZM41 180V181H40ZM48 180V181H47ZM74 180V181H73ZM86 180H89V181H86ZM143 180H144V182H143ZM32 181H33V186H32ZM36 181V182H35ZM63 182L64 184H65V188L64 187H61L60 188V186H63L64 184H60V182ZM80 181H82L84 184H85V181L86 182H88V184H90V186L88 185V184H86V185H84V184H82ZM127 183H126V182ZM158 181H160V182H163L164 181V183H160V182H158ZM77 182H79L80 183V185H79V183H77ZM115 182V183H114ZM117 182V183H116ZM160 184H158V183ZM214 182H215V184H214ZM9 183V184H8ZM38 183V184H37ZM114 183V184H113ZM134 183V184H133ZM136 183H137V185H136ZM151 182H149V184H152ZM202 182H200V183H198L199 185L201 184ZM19 185V187H18V185ZM27 184V185H26ZM74 184V185H73ZM75 184H76V186H78L81 190H82V192L80 193V190H79V188H78V195H77V192H75L76 191V186H75ZM202 184H204V183H202ZM201 184V185H202ZM9 185H11V186H9ZM35 185H38V186H35ZM82 185V186H81ZM91 185H93V187H95V188H92V190H91ZM95 185V186H94ZM129 185H130V189H129ZM133 185H135V186H133ZM4 186H5V188H4ZM15 186H17V187H15ZM32 186V187H31ZM34 186L35 187H38V188H34ZM52 186V187H51ZM67 186V187H66ZM75 186V187H74ZM89 186V187H88ZM127 186H128V188H127ZM159 186V187H158ZM70 187V188H69ZM99 187V188H98ZM123 187V188H122ZM30 188H32V190H33V188H34V191H36V194H37V196L38 195H40V193H44L45 194V196H43L42 194L38 197L39 198V200H37V197H36V200H34V202L33 201H31V199H27V197H29V191H30ZM40 188V189H39ZM53 188V189H52ZM60 188V189H59ZM67 188H69V189H67ZM71 188H73V189H71ZM87 188H88V190H91V191H86L87 190ZM124 188H125V193H124ZM245 188V190L247 189H250V186L249 187H244ZM3 189V190H2ZM11 189V190H10ZM36 189V190H35ZM66 189V190H65ZM75 189V190H74ZM83 189H85V190H83ZM112 189V190H111ZM133 189V190H132ZM221 189V188H220ZM219 189V190H220ZM9 190H10V192H9ZM31 190V191H32ZM63 190L65 191V193H67L68 192V190L70 191V190H72V191H70V192H68L69 194L67 195V196H63L62 195V193H63ZM101 190V191H100ZM107 190H108V192H107ZM109 190H111V191H109ZM132 192H131V191ZM137 190V191H136ZM15 191H16V193H18V195H19V193H20V195H19V197H18V195H14L13 196V193L15 194ZM26 191V195H24V194H22V193H24ZM58 191H61V192H58ZM67 191V192H66ZM84 191V192H83ZM120 191V192H119ZM123 191V192H122ZM128 191H130V192H128ZM162 191V192H161ZM212 191V190H211ZM13 192V193H12ZM112 192H115V195H114V193H112ZM128 194H127V193ZM28 193V194H27ZM31 193V192H30ZM35 193V192H34ZM70 193H72V196H69L70 195ZM87 193H89V194H87ZM91 193L94 195L93 197L94 198H92V195H91ZM95 193V194H94ZM253 193V192H252ZM32 194H33V192H32ZM73 194H74V196H73ZM97 194H100V195H97ZM104 194V195H103ZM253 194H255V193H253ZM10 195H12V196H10ZM84 195V196H83ZM88 195V196H87ZM96 195L98 196V198L96 197ZM119 195V197H121ZM25 196V197H24ZM30 196H31V194H30ZM33 197H34V195H32ZM60 196H62V197H64L63 198V202H65V203H63V202H61V200H62V197H60ZM76 196V198H75V200H77V201H75L72 197H75ZM102 196V197H101ZM111 196V197H112ZM8 197H16V198H14V199H17L18 198V201L17 202H19L20 201V205H14L13 207H10V209H9V207H8V203H11V204H9V205H12V201H14V199L12 200H10V198H8ZM24 197V198H23ZM66 197V198H65ZM32 198V197H31ZM91 198V199H90ZM102 198V199H101ZM104 198V199H103ZM107 198V199H106ZM110 198V197H109ZM33 199H35V198H32V200ZM70 199V200H69ZM72 199V200H71ZM90 199V200H89ZM96 199V200H95ZM99 201H98V200ZM113 199L115 200V198L113 197ZM112 199V200H113ZM167 198H165L164 199V201L162 200V202H159V204L160 205H163L164 203V205L163 206H166V208H165V212L164 213H166V215H167V218L164 216V220H166V223H165V221H163V223H161L162 221H159V223H157V225H154V224H152L151 226H149V227H147V226H143V225H141V226H138L136 229H133L132 231H135V230H137L138 231V228H140L139 229V231L140 230H142V231H140V233H139V231L137 232H134L135 234V236H133L132 235V231H131V233L129 234V231L128 232H126L125 233V231H123L122 233H120L117 229H116V231H117V233H118V236H117V239H118V237L119 238H121V239H118V240H120L121 241V244H118L117 246H116V244H117V241L116 242H114V240H113V238L115 239L116 237V235H117V233L116 234H114V232H115V229L113 230L112 229V227H111V232H110V226H113L114 224H115V226H113V228H116V225H117V221H114L115 220V218H114V216L113 217H111L110 219H109V217H110V214H104V218H106L105 220H104V218L103 217H101L100 218V221H98V222H96L95 221V218H94V216L92 217V220L94 221V222H96L95 223V227L93 226L92 228H98V226H99V229L101 228L102 230H104V233L105 234H107L108 233V235H105L104 233H103V236H102V232H101V230H100V236H102L103 237V240L104 241H102V240H100L99 239V241H97V243H95V247L93 246V248H98V249H94L93 251H95L96 250V254L95 255H97L98 254V251L97 250H99V253H100V257H104L105 259H108V260H110V261H113V260H116V261H120V262H122V261H126V260H128V259H130L129 257H131V258H134L135 257V259H136V257H139V256H141V255H144L145 254V250L144 251H141V250H138L137 249V247H136V245L137 244H140L141 246H142V244L141 243H143V244H145L144 242H143V240L141 241V235H140V239H139V234H142L143 235V238H144V235L146 236V234H147V236H150L151 238L150 239H152V238H154L153 236H155L156 238H154V239H156L155 240V246H158V247H160L161 245L160 244H162V243H166V244H168L170 241H168L167 239V237H169V240H171L172 238V242H170L169 244L170 245H176L178 242H179V240L177 241L176 239H178V235L177 234H179L180 232H182V233H180V235L182 236L184 233H185V231L186 230H188L189 228H191V227H193L192 225H195V227H197V225L196 224H199V225H201V223H200V221L202 222V220H203V222H205L206 224H208L207 226H213V225H215V224H219V225H221L224 221H225V216H224V214L223 213H221V215L219 214H213V215H211L212 213H214V211H217V210H221V212H222V210H224L225 211V209L223 208V207H225L226 206V204H227V206H226V208L227 209H230L231 208V205L230 204H228L227 202H225L224 200L222 201V200H220V201H218L220 204H218V205H220V207H221V209L217 206V202H212L213 203V207L212 206H210V205H212V203L210 204V205H208V209L207 208H204V206H205V203L207 202V204H208V201H206L205 203L203 202L202 204L203 205H201L202 207L200 208V206H197V204H191V203H182L183 205H180V204H178V206H177V204H175V203H169V201H167L166 200ZM29 200H30V202L31 203H29ZM67 200H69V203H67L66 201ZM80 200H82L81 202H80ZM83 200H85L86 202H84ZM94 200H95V202H96V204H93V203H95L94 202ZM102 200H104L103 202H101ZM109 200L110 199H108V202H109ZM117 200V199H116ZM114 201V203L115 202H118V201ZM119 200V199H118ZM120 200H122V199H120ZM37 201H39V202H37ZM60 201V202H59ZM88 201V202H87ZM91 201V202H90ZM189 201H191V200H189ZM6 202V206H5V203ZM43 202L45 203V204H43ZM76 202V203H75ZM83 202V203H82ZM93 202V203H92ZM113 202V201H112ZM111 202V203H112ZM201 202V201H200ZM223 202H225V203H223ZM14 203V202H13ZM16 203V202H15ZM33 203V204H32ZM40 205H39V204ZM61 203H63V204H61ZM78 203H80V204H78ZM87 203V204H86ZM93 205H92V204ZM18 204V203H17ZM29 204L31 205V207H30V209H29V211H30V214H29V211L27 210L28 209V207L27 206H29ZM60 204H61V206H60ZM109 205H110V203H108ZM115 204H117V203H115ZM114 204V205H115ZM188 204L190 205L189 207H188ZM224 204V206H222ZM4 205V207H6V209L5 208H2V206ZM38 206V208H37V206ZM78 205V206H77ZM80 205V206H79ZM113 205V207H114V210H116V208H115V206ZM170 205V206H169ZM172 205V206H171ZM173 205H175V206H173ZM185 205H187L186 207H185ZM192 205V206H191ZM87 206V207H86ZM94 206V207H93ZM177 206V207H176ZM193 206H195V210H194V207ZM80 209H79V208ZM89 207V208H90ZM109 207H112V205H110ZM171 207V208H170ZM176 207V208H175ZM178 207H180V209L178 208ZM183 207H185L184 208V210H183ZM193 207V208H192ZM199 207V208H198ZM33 208V209H32ZM34 208H37V209H34ZM103 208H101V211H102V209ZM172 208H174L173 210H172ZM192 208V210H190ZM73 209V210H72ZM77 209H79L80 210V213H82V209L84 210V214L82 215V217H81V214L79 215V210H77ZM110 209V210H109ZM111 209H113V208H108V210H107V208H106V210L104 209L103 211L105 212H107V211H110V212H112L113 210H111ZM169 209V210H168ZM180 211H179V210ZM198 209H200V210H202L203 212H201V211H198ZM207 209V210H206ZM246 209V208H245ZM37 210V211H36ZM172 210V211H171ZM195 212H197V217H199V215H202L203 216V213L204 214H206V211H207V214H209V212L210 211H212L211 212V214L210 215H204V219L203 218H201V217H199L200 219H202V220H200V219H198V220H196L197 219V217H196V215L195 214H193V213H195ZM204 210H206V211H204ZM6 211V212H5ZM176 211V212H175ZM181 211H182V213H181ZM36 212V213H35ZM58 212V213H57ZM77 212H78V214H77ZM86 212V213H85ZM104 212H102V213H104ZM105 212V213H106ZM175 213V214H173V213ZM184 212H186V213H184ZM199 212L201 213V214H199ZM220 212V211H219ZM28 213V214H27ZM32 213V214H31ZM108 213V212H107ZM113 213H114V211H113ZM112 213V214H113ZM137 213L138 212H135L134 213V215L135 216H137ZM170 213H172V214H170ZM178 213V214H177ZM27 214V215H26ZM75 214V215H74ZM77 214V215H76ZM176 214H177V216H176ZM180 214V215H179ZM199 214V215H198ZM26 215V216H25ZM31 215H32V217H31ZM62 215V216H61ZM78 215L80 216V217H78ZM88 216H89V214H87ZM124 215V214H123ZM128 215H130V214H128ZM218 215V216H217ZM25 216V217H24ZM28 216V217H27ZM48 216H49V220H47V218H48ZM53 216V217H52ZM87 216V217H88ZM106 216V217H105ZM196 217L195 219H193V217ZM221 216V217H220ZM21 217H24L23 219L21 218ZM55 217V218H54ZM60 217V218H59ZM86 217V216H85ZM91 216H89V218H90ZM217 217H218V219H217ZM220 217V218H219ZM27 218V219H26ZM35 220H34V219ZM56 218H59V219H57V220H55ZM87 219V220H89L88 222L87 221H85V220H82V222L83 223H80V224H83L82 226H89L90 225V223L92 224V220L91 219ZM122 218H123V216L121 217V219L119 218L118 220H122ZM147 218V217H146ZM170 218V219H169ZM205 218H207L206 220H205ZM3 219V220H2ZM24 220V219H26L25 221L26 222H28V223H26V222H24L25 223V225H23V224H21L22 226H20V225H18V226H20V228L19 227H17V225H15L16 227H17V229H14L13 230V232L12 231H10V229H13L15 226H14V224H16V221H18V220ZM31 220V221H28V220ZM73 219H71V220H73ZM101 219H102V221H104L103 223L105 224V225H103V223H102V221H101ZM112 219V220H111ZM114 219V220H113ZM185 219H186V221H187V224L188 225H186V223L184 224V221H185ZM190 219V220H189ZM192 219L194 220V221H196L195 223L192 221ZM18 221L17 223H22L23 221ZM91 220V221H90ZM109 220H111V221H109ZM148 220V219H147ZM182 220H184V221H182ZM189 220V221H188ZM200 220V221H199ZM2 221V222H1ZM64 221V220H63ZM63 221H60V222H58V224L59 223H61V222H63ZM105 221H106V223H105ZM113 221L114 222H116V223H113ZM120 221H118V222H120ZM144 221H146V219H142V224H143V222ZM185 221V222H186ZM197 221L199 222V223H197ZM41 222V223H40ZM79 222H81V221H79ZM93 222V223H94ZM107 222H108V224H107ZM50 223L49 224H47V226H49L50 225ZM102 223V224H101ZM113 223V224H112ZM107 224V225H106ZM141 224V223H140ZM103 225V226H102ZM183 225H184V227H183ZM186 225V226H185ZM25 226V227H26ZM46 226V227H47ZM54 226H56V225H54ZM84 226V227H85ZM13 227V228H12ZM102 227H106L105 229H103ZM176 227H177V229H176ZM183 228V229H182ZM197 229H199V226H198V228ZM18 230V231H17ZM19 230H21V233L20 234H18L17 232H20ZM113 230V231H112ZM147 230V231H146ZM151 230V231H150ZM181 230V231H180ZM108 231V232H107ZM149 231V232H148ZM173 231V232H172ZM180 231V232H179ZM88 232V231H87ZM107 232V233H106ZM144 232H146V234L144 233ZM184 232V233H183ZM187 232V231H186ZM9 233V234H8ZM12 233L14 234V235H12ZM90 233V234H89ZM89 233H86V235H88V237H90V235H91V238H92V233L91 232H89ZM111 233V234H110ZM17 234V235H16ZM153 234V235H152ZM115 235V236H114ZM120 235H121V237H120ZM167 235V236H166ZM177 236V238L175 237V236ZM104 236H105V238H104ZM111 237V239L109 238V237ZM112 236H114L113 238H112ZM171 236H174V237H172V238H170ZM87 237V236H86ZM87 237V238H88ZM108 237V238H107ZM101 238V237H100ZM106 238H107V240H108V242L106 241L105 242V240H106ZM102 239V238H101ZM117 239H115V240H117ZM128 239V240H127ZM145 239V238H144ZM154 239H153V241H154ZM163 239V240H162ZM176 240V242H175V240ZM4 240H5V242H4ZM16 240H17V237H16V239H15V243H16ZM96 240V239H95ZM110 240H113L112 241V244H111V242H110ZM138 240H139V242H138ZM145 240H147V239H145ZM3 241V242H2ZM21 242H19V244H21V252H23L24 251V253L23 254H25V255H23L22 253V255L23 256H26V257H24V258H27V260L29 259V257H31L29 260H31L32 259V257L34 258V256L36 255L35 253L36 252H38V250L40 249V247L41 246H44V245H39L38 246V248L36 247H34L35 249H33V247L32 246H27L28 248H29V251H28V248H26V246H25V244H26V242H24V243H22L24 240H20ZM120 241H118L119 243H120ZM110 242V243H109ZM151 242V241H150ZM59 243V242H58ZM107 243V244H106ZM108 243L110 244V245H108ZM60 245H61V243H59ZM89 244H91V243H87V245H86V249H87V247L88 248H90L91 246L89 245ZM102 245V246H99L98 247V245ZM2 245H0V247L1 248H3L2 247ZM3 245V246H4ZM57 245V246H56ZM56 245H54V247H52L53 248V250L55 249V246L57 247L55 250H57V249H59V246L60 245H58V244H56ZM90 247H89V246ZM92 245V244H91ZM146 245V244H145ZM144 245V246H145ZM23 246H25V247H23ZM46 246V245H45ZM44 246V247H45ZM62 246V247H61ZM60 247L61 248H63V249H65V246L62 244ZM79 246V245H78ZM140 246V247H141ZM10 247H12V246H10ZM10 247H9V251H12L11 249H10ZM44 247H42V248H44ZM48 247V246H47ZM82 247V244L78 247V248H81ZM0 248V250L2 251V249ZM13 248H16V247H13ZM19 248H20V246H19ZM18 248V249H19ZM22 248H23V250H22ZM31 248V249H30ZM41 248V249H42ZM61 248L59 249V251L61 252V253H59V254H57V252H59L58 250H57V252H56V255H55V258H54V252H52L53 250H51V247H49V250H48V248L46 249V247L44 248V250L46 249L47 251H44V250H39L40 252H39V254L37 253V255H39L38 257L37 256H35V258L37 257V259H36V261L38 260V263L36 262V261H34L33 259L31 260V261H29L28 263L29 264H33L34 262H36V264H46L47 262H48V264H51V262H54V260H55V262H57L58 264H92L91 263V259H89V261L87 260V259H85V258H92V257H90V256H88V253H81V252H77V256H75V253H71V254H74V256H72V255H70V253L68 252H65V250H61ZM101 248V249H100ZM25 249H27L26 251H25ZM91 249H92V247H91ZM15 250V249H14ZM33 250L35 251L36 250V252H33ZM62 251H63V253H62ZM138 251H140V254L138 255L137 254V252ZM15 252V251H14ZM28 252H30L29 254H28ZM47 252V253H49V254H46L45 255V253ZM51 252V253H50ZM66 254H65V253ZM107 252V253H106ZM136 252V253H135ZM33 253V254H32ZM43 253V254H42ZM53 253V254H52ZM12 254H13V251H12ZM52 254V256H50ZM65 254V255H64ZM67 254H69L68 256H67ZM105 254V255H104ZM28 255H30L29 257H27ZM34 255V256H33ZM44 255V257H49L50 256V258L48 259V257L47 258H44V257H42ZM88 256V257H86V256ZM134 255V256H133ZM64 256V257H63ZM129 256V257H128ZM2 257V254L0 253V258ZM63 257V258H62ZM72 257V258H71ZM98 257H99V254H98ZM52 258H54L53 260H52ZM60 258V259H59ZM65 258V259H64ZM93 258H96V257H93ZM49 261H48V260ZM57 259V260H56ZM2 260V259H1ZM43 260V261H42ZM47 260V261H46ZM64 260V261H63ZM42 261V262H41ZM109 261V262H110ZM124 261V262H125ZM130 261V260H129ZM14 262H16V264H19V262H18V260H14ZM13 262V263H14ZM33 262V263H32ZM39 262H41V263H39ZM54 262V263H55ZM1 264H2V262H0ZM53 263V264H54ZM56 263V264H57ZM11 264V263H10ZM20 264H22L21 262H20ZM35 264V263H34Z\"/></svg>",
	"mask_w": 264,
	"mask_h": 264
}]
</instances>
